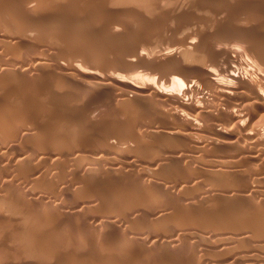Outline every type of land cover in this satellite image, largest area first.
<instances>
[{
    "label": "rangeland",
    "instance_id": "374dc122",
    "mask_svg": "<svg viewBox=\"0 0 264 264\" xmlns=\"http://www.w3.org/2000/svg\"><path fill=\"white\" fill-rule=\"evenodd\" d=\"M3 1H6V2H8V3H4ZM11 1V2H10ZM10 1H8V0H0V23L1 24H3L2 26H0V29L2 30V33H1V30H0V36L1 35H5V36H8L7 38H3V36H1L0 37V43H3V42H5V41H3V39H7L6 40V42H8V43H6V44H3L1 47H0V58H3V59H0V60H2V61H4V57H9V52H11L13 49V47L14 46H16L17 44L16 43H14V41H16L19 37L21 38V40H22V37H23V40L25 39V40H28V39H30V40H32L31 41V43L33 44V51L35 52H32L34 55V58H36L35 60H37V59H39V60H42L44 63H46V64H44L45 66H47V67H44V66H42V67H44V69H42V68H37L36 66V70L34 69V71L37 73L38 72V74L35 76V75H32V74H36L34 71L33 72H26V73H28V75H26V73H25V68H24V70H22L23 69V67L22 66H17L16 65V67H14V68H20V70H22V71H24V72H22V71H19V69H18V72H21V76H19V75H17V76H12V77H10V78H12V80L10 81V78H6V79H4L3 81H5V80H7V81H9L8 83L5 81V82H2V84L3 85H5V86H3V85H1V82H0V85H1V87H0V92L2 93V92H4V93H2V94H0V108H1V111H0V121L2 122H7L8 120H10V118H12L13 116H16V117H13L12 119H15V121H13V123H19V121H20V123H21V128L23 129V127H24V129L25 130H29V132H31L30 130H32V133H33V131H35V132H37V133H39L38 134V137L37 136H35V135H37V134H34L33 135V138H31V139H33L34 140V138L35 137H37V138H35V140L34 141H32V143H33V145H31L32 143H30L29 142V144H30V149H32V150H30L29 149V151L31 152V154L33 155L34 154V157H32V161L30 160L29 162H24V163H21L20 164V170H22V173H19V172H21L20 170H19V166L18 167H16V166H13V165H15V162L16 161H14V160H17L16 158H18L19 159V157H21L23 154H24V152H26V149H25V151H23V149H22V147H20L21 146V143L22 142H20L18 139H8L7 141H5L6 139H1L0 140V155H5V154H1L2 152L3 153H5L6 151H8V148H6V147H8V146H10L9 147V150L11 151V150H13V148H11V147H14V150L13 151H17V150H15V149H18V150H20V148L22 149V151H23V153H21L22 151L20 150V155H19V151L18 152H14L13 154L15 155V154H17V155H15V157H12L11 155L12 154H10L11 152H9V153H6V157H7V155L9 156L8 158H11V159H5L6 157H1L0 156V177L1 176H3L4 178H6V179H8L9 181H7V180H5V179H3V177H1L0 178V186H1V188L3 187V189H4V186L6 185L7 186V184H8V182H10L9 183V185H10V187H9V185H8V187H6V189L7 188H9V189H7L8 191L7 192H5L6 191V189H4V192H5V195H3L4 193H2L3 191H0V194H1V198H3L4 196L5 197H7V198H9V200H4V203H1L0 204V218H2L1 220H0V229H2V230H0V235L2 236H0V256H3V258L2 257H0V264H64V263H66V264H69L70 262V264H113V263H116V259L117 258H119V256H120V254L122 255V256H124L123 258L120 256V259H117L118 261L117 262H119V263H116V264H120V263H124V264H126L125 262H127V264H128V261L127 260H130V261H133L132 263H134V264H144L145 262V264H151V263H154V264H158L159 263V261H157V260H159V258H161V261L162 262H160V263H162V264H170V263H172V264H181L182 262V264H187V261H188V264H206L207 262L209 263V264H217L218 262H219V264H236V263H240V264H264V232H262V231H260L259 229H261V230H263L264 231V217H262V215H264V214H262L261 215V211H263L262 213H264V199H262V198H264L263 196H262V194H264V192H262V193H260L261 191H263L262 189H264V186H263V184H261L262 186H259L260 184H256V180L257 179H259L257 176H259L260 177V175H261V177L260 178H262V181H263V177H264V173L261 171H259L258 172V170L259 169H262V166L264 165V164H262L261 165V167H260V164L261 163H263L262 162V160H260L261 159V157H258V158H260V159H256L255 161H257V160H259V161H261V162H259L260 164H258L257 162L255 163V165H253V164H250V168L249 169H251V167H252V165H253V167L252 168H256L257 169V171L256 172H254L255 171V169H251L250 171H253L255 174H257V175H255L253 172H250L252 175V177L251 178H253V176H254V184H253V179L250 181V183L251 184H253L252 186H250L249 185V188L247 187V190H245L244 191V189H246V187L244 188V186H238V188L236 189L235 187H237V185H234V182L236 181V179H234L235 178V176H234V174L232 173H229V175H228V173H222V175H221V183L219 184V183H217V184H219L218 186H224L225 184H230V185H232V183H233V186H235V187H233V188H235V192H233V194L231 193V192H224V189H222V187L220 186L217 190L215 189V187H213L211 184H208L209 182L211 183L212 181H210L209 179H207L206 180V178H207V176H208V172L207 171H205V172H207V173H205L204 175H206V177L203 175V173H201V172H198L196 169L198 168V170L200 169L198 166H199V164L197 163V160L200 162V157L201 156H203V153L205 152V150H206V152H208V153H204V156L205 155H207L208 154V156L209 155H211V154H209V150H210V153H212V152H214V151H218L219 150V152L217 153V154H215V152H214V154H213V156L215 155V156H217L218 154V157L221 155V153L223 152V151H220L221 150V148H216V150H213L211 147H212V145L209 143V144H207L206 142L205 143H203V144H207V145H205V146H209L207 149H209L208 151H207V149H201L202 151H200L199 149H200V147L198 148V152H199V154H197L198 152H197V148L195 149L194 147H197L196 145H203V144H201L202 142L201 141H203L202 139H203V134H201V135H199L200 137H202V138H199V136H197V138H195V137H193V138H191L190 139V137H192L191 135L192 134H189L190 135V137L189 136H186V134L185 135H182L183 137L182 138H184L185 136V140H187L188 139V137H189V139L187 140V142L185 141V140H183L182 138H180V137H173V138H170L171 136H169V135H166L167 134V130H170V129H168V128H172L173 126H170V125H173L172 123L174 122V127H175V116H173L172 115V112H169L168 113V110L170 111H173V113H174V111L176 112L177 110H178V108H176L177 107V105H176V107H174L175 106V103H174V105L171 103V101H169V103H171V104H169L168 103V101L167 102H165V104L163 103L164 102V100L165 99H162L161 97L160 98H158V97H156V95H154V94H152L153 93V87L152 86H154V87H156L157 89H159V90H161V91H169V92H173L172 90H176V88H183L184 86L186 87V84H188V87L189 86H194L195 88H197L196 87V85H198L199 87H200V92H206L204 95H208V94H210V90L208 89V88H204L205 86L201 83V81H200V83H199V80H201V75L202 74H200L199 72H200V69H199V67H197L199 64H201L202 62H205L206 60H207V55L205 56V53L207 52V54H208V49H207V47L210 49V50H212V47L213 46H209V44L210 45H214V47L216 48V47H219V44H220V46H221V49H223L224 48V45H229V46H231L230 44H232L231 42H233L234 41V39H232V37L231 36H233V38L235 37L234 35H232L231 33H229V32H231L232 30L231 29H233L234 28V30L232 31V33H234V32H238L237 34H235V35H238L237 37H235V38H238L239 39V37L241 38V37H246V38H248L249 36V38L248 39H250V40H248V41H250V43L252 44H247L246 46L249 48V45H251V46H253L254 48H255V45L254 44H256V46H258V48L260 47L261 48V43H262V46H264V42H262V41H264V13H263V11H264V5H260V4H263V2H264V0H237V3H236V0H179L178 1V3L177 2H173V1H176V0H154V4H153V0H144V2H143V0H128V1H131L130 3L129 2H126L127 0H120V1H123V2H125V3H123V2H117V1H119V0H101V1H103L102 2V4H101V2L100 3H98L100 0H74V1H71L70 2V0H65V1H62V0H58V1H56V0H52V1H54V2H52V1H50V0H33V2L31 1V3L29 2L30 0H26V1H23V0H21L22 1V3L23 4H25V5H22V3H21V1L19 0V2H18V0H10ZM13 1H15V2H13ZM27 1H28V3H27ZM35 1H36V3H35ZM40 3H39V2ZM42 1V2H41ZM135 1V2H134ZM140 1V2H139ZM147 1H149V3L147 2ZM181 1H183V2H181ZM185 1H188L187 3L185 2ZM197 1H199V2H197ZM203 1H204V4H202L203 3ZM217 3H216V2ZM224 1H225V3H224ZM229 1H232V2H229ZM238 1H241V2H243V4H241V6L239 5L240 3L238 2ZM246 3H245V2ZM69 2V3H68ZM78 2V3H77ZM80 2V3H79ZM84 2V3H83ZM92 2L94 3V5H92ZM95 2H97L99 5L101 4V5H103L104 7H100L97 3H95ZM147 4H146V3ZM185 2V5H183V4H181V3H184ZM190 2V3H189ZM192 2H194V5H193V3ZM249 2V3H248ZM257 4H256V3ZM11 4V3H13V4H11V5H9L8 6V4ZM15 3H16V5H17V7H16V5H15ZM37 3L38 4H40V5H37ZM41 3H42V5H41ZM72 3V4H71ZM140 3H142V4H140ZM144 3V4H143ZM153 5H152V4ZM223 3V4H222ZM231 3V4H230ZM260 3V4H259ZM4 4V5H3ZM18 4H20V6L18 5ZM50 4L51 5H55L56 7H53L52 8V6H50ZM71 4V5H70ZM73 4H74V7L75 8H73ZM77 4V5H76ZM85 4V5H84ZM89 4V5H88ZM107 4V5H106ZM138 4V5H137ZM149 4V5H148ZM181 4V5H180ZM188 4V5H187ZM189 4L191 5H193V7L192 6H189ZM202 4V5H201ZM210 4V5H209ZM224 4H225V6H224ZM234 4L236 5V4H238V6L240 7L239 9L237 8L238 6H234ZM244 4H245V6H244ZM248 4H250L248 7H246ZM5 5H6V7H9L12 11L10 12V10H9V8L7 9V8H5ZM15 5V6H14ZM35 5V6H34ZM37 5V6H36ZM47 5V6H46ZM92 5V6H91ZM179 5V6H178ZM183 5V6H182ZM196 5H198V6H196ZM201 5V6H200ZM214 5V6H213ZM228 5V6H227ZM257 6V7H254V6ZM25 8H24V7ZM27 6H28V9H27ZM34 6V7H33ZM49 6V7H48ZM78 6V7H77ZM89 6V7H88ZM94 6V7H93ZM205 7V8H203V7ZM209 6V7H208ZM217 8H216V7ZM221 6V7H220ZM222 6H224V7H222ZM3 7V8H2ZM18 7H20V8H23L24 10H22V12H26V13H22L21 12V10H20V8H18ZM30 7H32L33 8V13L31 12V9L32 8H30ZM51 7V8H50ZM81 7V8H80ZM91 7V8H90ZM93 7V8H92ZM98 7V8H97ZM100 7V8H99ZM179 7V9H177V8ZM182 7V8H181ZM195 7V8H194ZM202 7V8H201ZM246 7V8H245ZM251 7V8H250ZM255 9H254V8ZM17 8L19 9V10H17ZM46 8V9H45ZM58 8V9H57ZM73 8V9H72ZM78 8V9H77ZM88 10V14H87V10ZM104 8V9H103ZM199 8H201V9H199ZM210 10H209V9ZM216 8V9H215ZM228 8V9H227ZM233 8H234V10L235 9H238V10H233ZM260 8H262V9H260ZM42 9H43V12H42ZM52 9H55V11L54 10H52ZM63 11H62V10ZM85 9V10H84ZM96 9H98V10H96ZM101 9V10H100ZM212 9H215V10H212ZM224 10V11H221V10ZM251 9V10H250ZM5 10V11H4ZM16 10V11H15ZM28 10H30V11H28ZM40 10V11H39ZM45 10V11H44ZM53 11V13L52 12H48V11ZM62 11V12H57V11ZM73 10V11H72ZM75 10V11H74ZM81 11V13L79 12V11ZM94 10H96V11H94ZM101 12H100V11ZM103 10V11H102ZM105 10V11H104ZM184 10V11H183ZM207 10V11H206ZM227 10V11H226ZM231 10V11H230ZM245 10V11H244ZM254 10V11H253ZM261 10V11H260ZM19 11V12H18ZM38 11L40 12V14L38 13ZM64 11H66V12H64ZM70 11H72V12H70ZM91 11H94V12H92L91 13ZM99 11V12H98ZM106 11L109 13V15H108V13H106ZM182 13H181V12ZM206 13H205V12ZM210 11H212V12H209ZM234 11V12H233ZM1 12H3L2 14L3 15H1ZM6 12V13H5ZM13 12V13H12ZM29 14H28V13ZM46 12H47V14H46ZM74 12H75V14H74ZM217 12H219V13H217ZM243 12H246V13H243ZM261 12H262V14H261ZM20 14L19 16H18V14ZM22 13V14H21ZM56 13H58V14H56ZM62 13V14H61ZM70 13V15H67V14H69ZM98 13V14H97ZM102 14V13H104L103 15H101V16H103V18H101V16H99L100 14ZM208 13V14H207ZM214 13V14H213ZM228 13V14H227ZM239 13H242V15L245 17V18H247V19H243L244 17H240L241 16V14H239ZM250 13H253L254 15H252V14H250ZM258 13H260V16H259V14ZM10 14V15H9ZM14 14V15H13ZM39 14V16H37ZM41 14H42V16H41ZM48 14H50V15H48ZM84 14V15H83ZM90 14V16L88 17V15ZM106 14V15H105ZM112 14V16H110ZM182 14V15H181ZM215 14H217V15H219V16H214ZM224 14H226V15H224ZM248 14H249V17L251 18L252 17V19H250L249 17H248ZM5 15V18L3 17ZM7 15V16H6ZM9 15V16H8ZM32 15V16H31ZM34 15V16H33ZM45 15V16H44ZM60 15H62V16H60ZM64 15V16H63ZM67 15V16H66ZM81 15H83V17L81 16ZM87 15V16H86ZM93 15V16H92ZM96 15V16H95ZM98 15V16H97ZM107 15H108V17L110 18H108L107 17ZM181 15V16H180ZM209 15L211 16V17H209ZM223 15V16H222ZM228 15V16H227ZM237 15V16H236ZM247 15V16H246ZM21 16H24L25 18H27L26 19V22H27V25L26 26H23V25H25L26 23H25V18H23V17H21ZM31 16V17H30ZM36 16V17H35ZM41 16V17H40ZM49 16V17H48ZM53 16H56V17H53ZM59 16V17H58ZM66 16V17H65ZM69 16V17H68ZM71 16H72V19H70L71 18ZM75 16V17H74ZM81 16V17H80ZM214 16V17H213ZM220 16H221V18L223 19L224 18V20H222L221 18H220ZM230 16H232L231 18L232 19H229V17ZM263 16V17H262ZM17 17V18H16ZM28 17H29V19H30V21H29V19H28ZM40 17V18H39ZM47 19H46V18ZM63 17V19H65V20H63V19H61ZM86 17H88V18H86ZM91 17H93V18H91ZM97 17V19H95ZM105 17H107V18H105ZM192 17V18H191ZM194 17V18H193ZM203 17H205V18H203ZM216 17V18H215ZM226 17V18H225ZM234 17H237V18H234ZM256 17V18H255ZM12 18V19H11ZM22 18V19H21ZM41 18H42V20H41ZM52 18V19H51ZM59 18L61 19V20H63V22L61 21V20H59ZM68 18H69V20H68ZM78 18V19H77ZM113 18V19H112ZM119 19V20H117V19ZM121 18V19H120ZM138 18V19H137ZM140 18V19H139ZM234 18V19H233ZM260 18V19H259ZM1 19H3V21H5L6 20V22L8 23H2V20ZM19 21H18V20ZM32 19V20H31ZM46 19V20H45ZM56 19V20H55ZM80 19H84L85 20V22L83 21V20H80ZM89 19V21H87ZM90 19L93 21H91L90 22ZM93 19H95L96 21H98V22H95ZM102 19V20H101ZM189 19V20H188ZM200 19V20H199ZM204 19H206V20H204ZM209 19H211V20H209ZM228 19L230 20V21H228ZM259 19V20H258ZM9 20V21H8ZM23 20H24V22H23ZM34 20V21H33ZM51 20V22H49ZM57 20L59 21V22H57ZM78 20V21H77ZM79 20H80V24H78L79 23ZM110 20H111V22H110ZM113 20L115 21V22H113ZM138 20V21H137ZM140 20V21H139ZM179 20V21H178ZM197 23H195L194 21ZM199 20V21H198ZM217 20V21H216ZM222 20V21H221ZM245 20V21H244ZM246 20L248 21V22H246ZM254 20V21H253ZM35 21H38V22H35ZM54 21H55V23H54ZM65 21H67V22H65ZM77 21V22H76ZM84 23H83V22ZM100 21V22H99ZM104 22V23H102V22ZM107 21H109L108 23H107ZM116 21H119V22H117V24H116ZM121 21H122V24H121ZM186 21V22H185ZM190 21H191V23H190ZM201 21H202V23H201ZM219 21V22H218ZM223 21H225V22H223ZM228 21V22H227ZM235 21V22H234ZM245 23H243V22ZM257 22V24H256V22ZM261 21V23H258V22H260ZM29 22H31V24L29 23ZM44 22H45V24L47 25H45L44 24ZM72 22H73V24H75V25H73L72 24ZM210 22V23H209ZM211 22H212V24H211ZM217 22V23H216ZM241 22V23H240ZM10 23V24H9ZM15 23H16V25H15ZM22 23V24H21ZM32 23H35V24H33V25H35V26H33L32 25ZM59 23V24H58ZM61 23V24H60ZM62 23H64L65 24V26H64V24H62ZM66 23H67V25H66ZM69 23V24H68ZM98 23V24H97ZM100 23V24H99ZM102 23V24H101ZM113 23V24H112ZM190 23V24H189ZM194 23V24H193ZM200 24V26H199V24ZM208 23V24H207ZM220 23V24H219ZM236 23V24H235ZM0 24V25H1ZM19 24V25H18ZM30 24V25H29ZM36 24H38V25H40V24H42L43 25V27L40 25V26H38V25H36ZM51 24H53V26H60V27H58L57 26V29L55 28V27H53ZM77 24H78V26H77ZM81 24H83V25H81ZM86 24H87V26H86ZM110 24V25H109ZM201 24H204L203 26L201 25ZM209 24H211V25H209ZM213 24H214V26H215V28H214V26H213ZM240 24H242V25H240ZM244 24V25H243ZM9 25V26H8ZM15 27H14V26ZM49 25H51V26H49ZM81 25V26H80ZM89 25L91 26L90 28H89V32H88V27H89ZM92 25H95V27H92ZM109 25V26H108ZM113 25V26H112ZM115 25V26H114ZM119 25H121V26H119ZM194 25V26H193ZM207 27H206V26ZM209 25V26H208ZM237 25H239L238 26V28H237ZM253 25V26H252ZM256 25H258V26H256ZM7 28H6V27ZM16 26L18 27V28H16ZM44 26L45 27H47V28H45L44 29ZM83 26V27H82ZM110 26H112V28H110ZM195 26H196V28H195ZM199 28H198V27ZM212 26V28H210ZM218 26V27H217ZM222 26H226V27H222ZM248 26H250L249 28H248ZM254 26H256L257 28L255 29V27ZM262 26V27H261ZM3 27V28H2ZM12 27V28H11ZM25 27H27V28H25ZM33 27V29H31ZM37 29H36V28ZM49 27H51V28H54L55 30H53V29H51L52 30V32H51V30L49 29ZM86 27V28H85ZM108 27H109V29H108ZM113 27H115L114 28V30H113ZM117 27V28H116ZM194 27V29H195V33L196 34H194V29H192ZM206 27V28H205ZM254 27V28H253ZM5 28V29H4ZM11 28V29H10ZM23 28H25V29H23ZM72 28H73V31H72ZM93 28L95 29L94 31H93ZM197 28H198V30H197ZM214 28V29H213ZM227 28H229V29H227ZM251 28V29H250ZM25 30L24 32H20V30ZM31 29V30H30ZM38 31V32H36V30ZM74 29H76V30H74ZM85 29V30H84ZM110 29H112V31L110 30ZM200 29V30H199ZM202 29V30H201ZM206 29H208V30H210V31H213L214 32V34L212 33H209L210 31H208V34H207V30ZM220 29V30H219ZM227 29V30H226ZM235 29H236V31H235ZM243 30L245 33V35H247V34H249L248 36H239V35H243V32L241 33L239 30ZM253 29V30H252ZM9 30H10V32H9ZM11 30L12 31H17V33H15V34H13L14 32H12L11 33ZM45 30V31H44ZM59 32H58V31ZM71 30V31H70ZM87 30V31H86ZM92 30V31H91ZM105 30V31H104ZM109 30V31H108ZM206 32H204V31ZM214 30H218V31H216L217 33H219V34H217ZM226 30V31H225ZM229 30V31H228ZM231 30V31H230ZM252 30V31H251ZM255 30V31H254ZM257 30V31H256ZM7 31V32H6ZM18 31H19V33L20 34H18ZM30 31V32H29ZM35 31V32H34ZM44 33L43 35H41L42 34V32ZM47 31V32H46ZM69 31H70V33H69ZM74 31H76V32H74ZM79 31V34L77 33ZM118 31V32H117ZM197 31H199V32H197ZM219 31H221V32H223V33H225L226 34V32L228 33V34H222L221 32H219ZM249 31V32H248ZM26 32H27V34L28 33H30V34H28L29 36H27V34H26ZM34 32V33H33ZM41 32V33H40ZM46 32V33H45ZM63 32H67V33H69V34H67V33H63ZM81 32H82V34H81ZM111 32V33H110ZM204 34H203V33ZM239 32L241 33V34H239ZM257 34H256V33ZM11 33V34H10ZM32 33V34H31ZM40 33V34H39ZM51 33H53V34H51ZM57 33H59L58 35H59V38L58 37H55L56 35L55 34H57ZM73 33V34H72ZM75 33V34H74ZM77 33V34H76ZM86 33V34H85ZM134 33V34H133ZM135 33H136V35H135ZM191 34V35H189V36H187V38H186V35H188V34ZM200 33V34H199ZM201 33H202V35H201ZM24 34V35H23ZM50 34H51V36H50ZM62 34H65L64 36L62 35ZM231 34V35H230ZM253 34V35H252ZM259 34H262V35H260V37L258 36ZM9 35H11V36H9ZM14 35V36H13ZM17 35L19 36V37H17ZM22 35V36H21ZM32 35V37H30ZM35 35V36H34ZM37 35V36H36ZM40 35V36H39ZM46 35V36H45ZM57 35V36H58ZM63 37H62V36ZM67 35V36H66ZM73 35V36H72ZM135 36L134 38L132 37V36ZM198 35H200V36H198ZM204 35V36H203ZM208 35V36H207ZM213 35H215V37H212ZM217 35H221V38L220 37H217V41L214 39V38H216V36ZM224 35V36H223ZM16 36V37H15ZM48 36V37H47ZM79 36V37H78ZM191 36L193 37V38H191ZM195 36V37H194ZM202 36V37H201ZM13 37H15L14 39H13ZM28 37V38H27ZM33 37H36L35 39L33 38ZM51 37V38H50ZM57 38V39H54V38ZM68 38V39H65V38ZM74 37H75V39H74ZM78 38V41H77V38ZM85 37H87V38H85ZM141 37V38H140ZM226 37H229L228 39H227V41H226ZM32 38V39H31ZM60 38H62V39H60ZM64 38V39H63ZM83 38V39H82ZM185 38V39H184ZM210 38H212L211 40H210ZM223 38V39H222ZM232 40H231V39ZM252 38V39H251ZM258 38V39H257ZM16 39V40H15ZM85 39V40H84ZM104 39V40H103ZM187 39V40H186ZM191 39V40H190ZM196 39H197V42H196ZM198 39H202L201 41L200 40H198ZM205 39H206V41H205ZM245 39V38H244ZM14 40V41H13ZM71 41V42H67V41ZM80 40V41H79ZM190 40V41H189ZM210 40V41H209ZM219 40H221V41H219ZM225 40V41H224ZM3 41V42H2ZM10 41V42H9ZM66 41V42H65ZM191 42V41H193V44H195V45H193V44H188V43H184V42ZM207 41H208V43H207ZM213 41H214V43H213ZM229 41V42H228ZM247 41V40H246ZM252 41H257V42H252ZM13 44H12V43ZM34 42H36V44L37 45H35V43ZM63 42H65L66 44H63L62 45V43ZM80 44V47L78 46L79 44ZM216 42L218 43V44H216ZM222 42V43H221ZM69 43V44H68ZM75 43V45L77 46V47H75V45H73ZM86 43V44H85ZM88 43V44H87ZM199 45V46H196L197 44ZM206 43V44H205ZM227 43V44H226ZM229 43V44H228ZM260 45H259V44ZM82 44H84V45H82ZM91 44H92V49H91V47H89V46H91ZM94 44V45H93ZM137 44V45H136ZM186 44V45H185ZM242 44H244V43H242ZM258 44V45H257ZM1 45V44H0ZM7 45V46H6ZM11 45H13L12 46V48H10L11 47ZM67 45V46H66ZM70 45V46H69ZM100 45V47H98V46ZM113 45L115 46V50L113 51ZM193 45V46H192ZM206 45H208V46H206ZM218 45V46H217ZM223 45V46H222ZM5 46V47H4ZM34 46H35V48H34ZM61 46V47H60ZM69 46V47H68ZM95 46V47H94ZM102 46V47H101ZM105 46V47H104ZM118 46H120V47H118ZM186 46V47H185ZM203 46V47H202ZM228 46V47H229ZM234 46H238V47H244L245 45H243V46H241V43H240V45L238 44V45H234ZM7 47H9L8 49L9 50H5ZM39 49H38V48ZM63 47H65V48H63ZM82 47H84V48H82ZM87 47H89V48H87ZM112 47V48H111ZM187 47H190V49L189 48H187ZM200 47V48H199ZM246 47V48H247ZM4 49V50H2V49ZM37 48V49H36ZM67 48H68V50H67ZM74 48V49H73ZM82 48V49H81ZM103 48V49H102ZM110 48L112 49V50H110ZM118 48H122L121 50H123V49H126V50H128V51H130V53L127 51V53H124V52H126V50H123L122 52H121V50H119ZM137 48V49H136ZM187 48V49H186ZM191 48H192V51H191ZM203 48H205L204 50H203ZM220 48V47H219ZM239 48V49H240ZM41 49V50H40ZM63 49V50H62ZM66 49V50H65ZM71 49H73V50H71ZM88 49H91V50H88ZM106 49V50H105ZM134 49H135V51H134ZM143 52H140V50ZM186 49V50H185ZM189 49V50H188ZM199 49H202L203 50V53L204 54H202V56L200 55V56H197V57H199V58H201V59H195V57H194V60H192L193 58V55H194V53H193V51H195L196 53H198L197 51H199L200 52V50ZM214 49V48H213ZM243 49H245V47L243 48ZM261 49H264V47H262ZM64 50L67 52L68 51V53H66V54H68V55H66V54H64L65 52H64ZM74 50H76V51H74ZM84 50H86V51H84ZM92 50H93V52H92ZM95 50V51H94ZM117 50H119V51H117ZM168 50V51H167ZM187 51V52H185V51ZM242 50V48L240 49V51ZM7 51V52H6ZM9 51V52H8ZM48 51V52H47ZM61 51H62V53H61ZM71 51V52H70ZM77 52V53H74V52ZM80 51L83 53H80ZM105 52V53H102V52ZM108 51H110V53L108 52ZM111 51H112V53H111ZM117 51V52H116ZM213 51V50H212ZM243 51V50H242ZM44 52H46V53H48V54H44ZM70 52V53H69ZM85 52V53H84ZM87 52V53H86ZM88 52H90V53H88ZM119 52V53H118ZM121 52V53H120ZM137 52V53H136ZM168 52V53H167ZM170 52H171V54H170ZM180 52V53H179ZM263 52H264V50H263ZM1 53H2V56H1ZM6 53H9V54H6ZM43 53V54H42ZM71 53H73V54H71ZM92 53V54H91ZM97 54V56H96V54ZM100 53H102V54H100ZM123 53V54H122ZM141 53H142V56H141ZM164 53L165 54H167L168 56H166V55H164ZM176 53V54H175ZM183 53V54H182ZM190 53H192L191 55H190ZM201 53H202V51H201ZM39 55V56H37V55ZM40 54H41V56H40ZM76 54V55H75ZM94 54H95V56H94ZM105 54H107V55H105ZM108 54H111V55H108ZM115 54V55H114ZM125 54H127V55H125ZM128 54H130V55H128ZM180 54V55H179ZM187 56V57H183V56H185V55ZM198 54H200V53H198ZM3 55H4V57H3ZM12 54H10V56H11ZM43 55H45V56H47V57H44ZM61 55H63V56H61ZM64 55H66V56H64ZM74 55H75V57H74ZM89 57H88V56ZM93 57H92V56ZM118 55H121L120 57L118 56ZM58 56V57H57ZM68 56H71V57H68ZM84 56V57H83ZM102 56V57H101ZM110 56V57H109ZM114 56H116V57H118V58H114ZM127 56V57H126ZM165 56V57H164ZM181 56V57H180ZM190 56V57H189ZM49 57H51V59L49 58ZM90 57H92V59H96V60H92V59H90ZM146 57H148V58H146ZM177 57H179V60H178V58ZM10 58V57H9ZM8 58V59H9ZM53 58L54 59H58V60H53ZM63 58L67 61H65V60H63ZM78 58V59H77ZM88 58V59H87ZM108 58H109V62H108ZM111 58H113V59H116V60H113V59H111ZM126 58V59H125ZM145 58V59H144ZM183 58H185L184 60H182ZM188 58V59H187ZM190 58H191V60H190ZM202 58H206V59H202ZM8 59H5V61L6 60H8ZM12 59V56H11V58H10V60ZM47 59L49 60V61H47ZM73 59V60H72ZM75 59H77V60H75ZM84 60L83 62L81 61V60ZM99 59H101V60H99ZM110 59H111V61H110ZM133 59V60H132ZM144 59V60H143ZM180 59H181V61H180ZM9 60V61H10ZM46 60V61H45ZM69 60V61H68ZM71 60H72V62H71ZM78 61V62H76L75 64H73V62H75V61ZM88 60V61H87ZM91 60V61H90ZM97 60H99V61H97ZM147 60V61H146ZM187 60V61H186ZM201 62H200V61ZM203 60V61H202ZM57 61L59 62V63H62V64H59V63H57ZM96 61V62H95ZM183 61H186V62H188L187 64H186V62H183ZM191 61H195L194 63L193 62H191ZM64 62V63H63ZM66 62V63H65ZM85 62H87V63H85ZM92 62V63H91ZM99 62H101V63H99ZM129 62L131 63V64H129ZM180 62L182 63L181 65H180ZM197 62V63H196ZM56 63V64H55ZM71 63V64H70ZM79 63V64H78ZM88 63L90 64L89 66H88ZM95 63V64H94ZM97 63V64H96ZM132 63H134V64H132ZM48 64H51V65H48ZM55 64V65H54ZM86 64V65H85ZM193 64V65H192ZM58 65V66H57ZM75 65V67L77 68V69H74L75 67H73ZM80 65H82V66H80ZM96 65V66H95ZM98 65V66H97ZM191 65V66H190ZM196 65V66H195ZM70 68H69V67ZM77 66H80L81 68H78ZM84 66H87V67H84ZM183 66V67H182ZM58 67V68H57ZM93 67H95V68H93ZM193 67H195V69L193 68ZM198 69H197V68ZM51 69L50 71H49V69ZM57 68V69H56ZM91 68V69H90ZM17 69H15V70H17ZM43 70V71H38V70ZM47 69V70H46ZM72 69H74V71H72ZM80 69V70H79ZM81 69H82V71H81ZM86 69H89L88 71L86 70ZM12 70V69H11ZM14 70V69H13ZM54 70V71H53ZM56 70H57V72H56ZM65 71V72H63V71ZM83 70H85V71H83ZM93 70H95V71H93ZM195 70V71H194ZM197 70L199 71V72H197ZM69 71H71V72H69ZM81 71V72H80ZM89 71H91V74H89L90 72ZM42 72H45V73H42ZM50 72V73H49ZM53 72V73H52ZM54 72H56V73H54ZM75 74H73V73ZM92 72H94V73H92ZM96 72V73H95ZM31 73V74H30ZM40 73V74H39ZM49 73V74H48ZM68 73L70 74V75H72V76H70V75H68ZM82 73H86V74H82ZM97 73H99L98 75H97ZM196 73H199V74H196ZM24 74V75H23ZM44 74V75H43ZM54 75L55 76V79L53 78V76L52 75ZM58 74H60V75H58ZM64 74L65 75H68V76H64ZM80 75V76H78V75ZM88 74V75H87ZM93 74V75H92ZM94 74L96 75V77L97 76H99L98 78H96L95 76H94ZM109 74V75H108ZM139 74H140V76H139ZM147 74V75H146ZM196 74V75H195ZM40 76V78H39V76ZM51 76V77H49V76ZM57 75V76H56ZM112 75V76H111ZM199 75H200V77H199ZM23 76H25V77H23ZM27 76V77H26ZM32 76V77H31ZM43 78H42V77ZM85 76V77H84ZM111 76V77H110ZM146 76H149L148 77V79H147V77ZM198 78H197V77ZM14 77H16L17 79H14ZM19 77V78H18ZM21 77H23V78H21ZM34 77V78H33ZM45 77H46V81L44 80L45 79ZM62 77V78H61ZM67 77V78H66ZM71 79H70V78ZM101 77H104V79L103 78H101ZM115 77V78H114ZM132 77H133V79H132ZM140 77V78H139ZM144 77H146L145 79H144ZM38 78L40 79V80H38ZM57 78H59V79H57ZM63 78H65L66 80H64ZM74 78V79H73ZM83 78V79H82ZM87 78V79H86ZM90 78V79H89ZM91 78H93L92 80H91ZM96 78V79H95ZM111 78H113V79H111ZM135 78V79H134ZM138 78L139 79H141V80H138ZM153 78V79H152ZM175 78L177 79V81L181 78V81H182V78H183V81H184V85L182 86V85H179V84H176V85H178V87L176 86L174 89L172 88L171 89V85H175V83H177L176 82V80H175ZM200 78V79H199ZM20 79V80H19ZM35 79V80H34ZM69 79V80H68ZM84 79H86L85 80V82H84ZM120 79H122L121 81H120ZM158 80V82H157V80ZM172 79H173V81H172ZM188 79H192V80H188ZM14 80H16L15 81V83L17 84H15V83H11V82H13ZM23 80V81H22ZM29 82H27V81ZM31 80H33V81H31ZM38 80V81H37ZM42 80V81H41ZM55 80L57 81V80H61V81H57V82H55ZM63 80V81H62ZM68 80V81H67ZM76 80V81H75ZM89 80V81H88ZM95 80H96V82H95ZM99 80V81H98ZM102 82H101V81ZM129 80V81H128ZM143 80V81H142ZM148 81V82H146V81ZM152 80V81H151ZM175 80V81H174ZM186 80V81H185ZM188 80V81H187ZM20 81H22V82H20ZM24 81H26V82H24ZM31 81V82H30ZM48 82V85L50 86H48L47 85V83H45V82ZM50 81V82H49ZM53 81V82H52ZM73 81V82H72ZM82 81H83V83H82ZM86 81H87V83H86ZM106 82V86L104 85L105 84V82ZM107 81L109 82V84L110 85H108V83H107ZM117 81H119V82H117ZM131 81V82H130ZM35 82V83H34ZM41 82V83H40ZM44 82V83H43ZM59 82V83H58ZM70 82V83H69ZM101 82V83H100ZM127 82V83H126ZM137 82V83H136ZM142 82V83H141ZM156 84H155V83ZM168 82H170V83H168ZM187 82V83H186ZM189 82V83H188ZM193 82H195L196 83V85H195V83H193ZM4 83H6V84H4ZM20 83V84H19ZM32 83H34V84H32ZM39 83H40V86H38L39 85ZM43 83V84H42ZM51 83H53V85L51 84ZM58 83V84H57ZM64 84L65 83V85H62V84ZM69 83V84H68ZM74 83V84H73ZM86 83V84H85ZM89 83V84H88ZM98 83H100V84H102V86H100V84H98ZM113 83V84H112ZM116 83H118V84H116ZM120 83V84H119ZM123 83V84H122ZM125 83V84H124ZM129 83V84H128ZM143 83H145V84H143ZM148 83V84H147ZM151 83H153V84H151ZM161 83V84H160ZM191 83V84H190ZM7 84H9V85H7ZM34 85V86H32L31 87V85ZM38 84V85H37ZM48 87H46L45 85ZM55 84H57V86H60V87H62V86H65V87H62L61 89L59 88V87H57V86H55ZM71 84V85H70ZM75 84H78V85H75ZM82 86H81V85ZM83 84H84V86H83ZM94 85V86H92V85ZM96 84H98V85H96ZM150 84V85H149ZM169 84H170V86H169ZM201 84V85H200ZM13 85V87H11ZM17 86V87H15V86ZM26 85V86H25ZM74 85V86H73ZM85 85H87V86H85ZM112 85H113V87L114 86H116V87H114V90H113V92H112V89H113V87H112ZM126 85V86H125ZM147 85V86H146ZM152 85V86H151ZM162 85H164L163 87H162ZM23 86H24V88H23ZM72 86H73V88H72ZM78 86H80V87H78ZM90 86L92 87V88H90ZM122 86V87H121ZM133 86H135L136 88H137V86L139 87L138 89L141 91V92H139L138 90H136L135 89V87H133ZM140 86L141 87H143V89H141L140 88ZM149 86H151L150 88H149ZM158 86H161V87H158ZM168 86V87H167ZM181 86V87H180ZM6 87H8V88H6ZM19 87H21V88H19ZM47 89H46V88ZM67 87H69V90H66V89H68ZM78 87V88H77ZM84 87H85V89H84ZM100 87V88H99ZM133 87V88H132ZM184 87V88H185ZM203 87V88H202ZM2 88V89H1ZM14 88V90H12ZM16 88H18V89H16ZM26 88H27V90L28 91H26ZM45 88V89H44ZM53 88V89H52ZM56 88H58V89H56ZM66 88V89H65ZM72 88V89H71ZM79 88L81 89V88H83V89H81V90H84V91H80L79 90ZM87 88H89V89H87ZM94 88V89H93ZM102 88H104V89H102ZM110 88V89H109ZM117 88V89H116ZM123 88V89H122ZM164 88V89H163ZM166 88H169V89H166ZM183 88V90H179L178 91V89L176 90L177 92L176 93H179L180 94V96H181V98L182 97H184V98H182V99H185L186 97V95L187 96H189V97H187V98H189L188 100H190L191 101V98L192 99H195V97H196V99H198L197 97H200L201 95H202V93H197L196 91V93L194 92V91H189V92H184V90L186 89H184ZM202 88V89H201ZM8 89H11V90H8ZM24 89V90H23ZM30 89L32 90V91H30ZM35 89V90H34ZM38 89V90H37ZM42 89V90H41ZM52 89V90H51ZM55 89V90H54ZM63 89V90H62ZM73 89H75V90H73ZM107 89V90H106ZM121 89V90H120ZM19 90V91H18ZM40 90V91H39ZM44 90V91H43ZM46 90H48L49 91V94L51 93V94H53V95H49L48 94V92L46 91ZM59 90H61V91H59ZM73 90V91H72ZM111 90V91H110ZM116 90V91H115ZM117 90H120L121 92L119 93ZM135 90V92H137V94L135 93V92H133V91ZM152 90V91H151ZM202 90V91H201ZM204 90H206V91H204ZM7 93H6V92ZM18 93H17V92ZM23 91H24V93H23ZM25 91H26V93H25ZM56 91H58V92H56ZM69 93H67V92ZM91 91H93V92H91ZM95 91V92H94ZM125 91V92H124ZM127 91H129V92H127ZM209 91V92H208ZM34 92H36V93H34ZM40 92V94L38 95V96H36L38 93ZM42 92V93H41ZM47 92V93H46ZM55 94H54V93ZM64 92V93H63ZM70 92L72 93V94H70ZM78 92H82V93H84V94H87V98L88 99H86V101H84V103L82 102L81 103V105H80V107H78V108H76L75 107V105H76V100L77 99H79V96H78ZM117 92V93H116ZM133 94H132V93ZM142 92H145V93H143V97H144V99H142L143 97H141V95H140V99H142V100H140L139 98H138V93H140V94H142ZM150 92V93H149ZM181 92H184V93H182V95H181ZM191 92H192V94H191ZM59 93V94H58ZM67 95H66V94ZM149 95H148V94ZM189 93V94H188ZM195 93V94H194ZM208 93V94H207ZM7 94V95H6ZM20 94H23V95H20ZM28 96H27V95ZM44 94V95H43ZM45 94H46V96H45ZM57 94V95H56ZM75 94V95H74ZM134 94H136V95H134ZM145 94V95H144ZM148 95V97H150V98H152L153 100L151 101L150 99H148V97H147V95ZM151 94V95H150ZM184 94H186V95H184ZM2 95V96H1ZM6 95V96H5ZM9 95V96H8ZM14 95H16V96H14ZM30 95V96H29ZM32 95H34V96H32ZM57 97H56V96ZM62 95V96H61ZM70 95V96H69ZM72 95H74L73 96V98H69V97H72ZM195 95V96H194ZM11 96V98H9ZM17 96H19V97H17ZM21 96H22V98H23V101H22V98H21ZM23 96H27V97H23ZM32 96V97H31ZM52 96V97H51ZM64 96V97H63ZM76 96H78V98L76 97ZM146 96V97H145ZM191 96V97H190ZM2 97H4V98H2ZM6 97V98H5ZM13 97H15V98H13ZM48 97V98H47ZM66 97H68L67 99H66ZM75 97V98H74ZM8 98V99H7ZM17 98V99H16ZM21 98V99H20ZM37 98V99H36ZM43 99L44 101H46L47 103H48V105L46 104V102L42 105V106H38L39 104H42L43 103V101H40L41 99ZM45 98H47V100L45 99ZM53 99V101H52V99ZM59 98V99H58ZM137 98V99H136ZM187 98L184 100V101H188L187 100ZM3 99L5 100V102H7V104L4 102V104L2 103L3 102ZM10 99H13V100H15V101H19V105H18V102H14V101H11ZM25 99H28L27 101L25 100ZM35 99V100H34ZM49 99H51V100H49ZM73 99V100H72ZM128 101H127V100ZM130 99V100H129ZM145 99H147V100H145ZM158 99H161V100H158V105H160V106H157V102H155V101H157ZM2 100V101H1ZM8 100V101H7ZM29 100H31V101H29ZM37 100V101H36ZM60 100V101H59ZM63 100H65L66 101V103L63 101ZM122 100V101H121ZM10 101V102H9ZM36 101V102H35ZM50 101V102H49ZM68 101H69V103H68ZM70 101H72V102H70ZM128 103H127V102ZM145 101H147V102H145ZM11 102L14 104V106H13V104H11ZM29 102H31V105H30V103ZM32 102H34V103H32ZM38 102V103H37ZM41 102V103H40ZM121 102H125V103H121ZM24 103H25V105H24ZM50 103V104H49ZM73 103V105H69V104H72ZM87 103V104H86ZM121 103V104H120ZM145 103V104H144ZM152 105H151V104ZM156 103V104H155ZM161 103V104H160ZM168 103V104H167ZM1 104H3V105H1ZM17 104V105H16ZM26 104H28V105H26ZM34 104H35V107L32 109V106H34ZM55 104V105H54ZM68 104V105H67ZM144 104V105H143ZM147 104V105H146ZM155 104V105H154ZM8 105V106H7ZM12 105V106H11ZM46 105V106H45ZM51 105V106H50ZM84 107H83V106ZM85 105H87V107L85 106ZM119 105H122V106H119ZM127 106V107H125V108H123L124 106ZM165 105L167 106V107H171V108H167V107H165ZM16 106V107H15ZM19 106H20V108H21V110H20V108H19ZM36 106L38 107V109L36 108ZM56 106V107H55ZM67 106H69V107H67ZM71 106V107H70ZM144 106V107H143ZM156 106V107H155ZM17 107L19 108V109H17ZM25 107H27L26 109H25ZM41 107H43L42 109H41ZM49 107V108H48ZM53 107L55 108V109H53ZM76 108V109H73V108ZM118 107H119V109H118ZM122 107V109H120ZM132 107H134V108H132ZM136 107V108H135ZM154 107V108H153ZM158 107H161V108H158ZM174 107V108H173ZM9 108H12V109H9ZM46 110H45V109ZM66 108H70V111H67L68 109H66ZM79 108L80 109H82V110H79ZM115 108V110H113ZM126 108H128L127 110H126ZM142 108V109H141ZM157 108V109H156ZM162 108H164V109H162ZM176 109V110H173V109ZM25 109V110H24ZM49 109H53V112H50V110H49V112H48V110ZM123 109H125V111L123 110ZM131 109H133V110H131ZM147 109V110H146ZM159 109V110H158ZM168 109V110H167ZM10 110V112H8ZM13 110V111H12ZM20 110V111H19ZM37 110H43V111H37ZM75 110H76V112H75ZM118 110V111H117ZM135 110V111H134ZM153 110H155V111H153ZM161 110H163V111H161ZM167 110V111H166ZM3 111H4V113L7 115H1V114H3ZM8 112V113H6V112ZM18 111H19V114H18ZM28 111V112H27ZM32 111H35L36 113H38V114H36L35 112H32ZM44 111H45V114L46 115H44ZM55 111H57L59 114H57V112H55ZM66 111V112H65ZM71 111H72V113H71ZM74 111V112H73ZM127 111H129V112H127ZM151 111H153V112H151ZM161 111V112H160ZM165 111V112H164ZM179 111V110H178ZM26 112V113H25ZM30 112L32 113V114H30ZM39 112L41 113L40 115H39ZM69 113V116H67V115H65V113L66 114H68ZM114 112H117V113H119V114H115ZM131 112H133V115L132 114H130V115H127V114H129V113H131ZM137 112V113H136ZM148 112H149V114H148ZM162 112H164V113H162ZM16 113V114H15ZM29 113V114H28ZM50 113V114H49ZM56 113V114H55ZM122 113V115H120ZM124 113V114H123ZM127 113V114H126ZM17 114H18V116H17ZM22 114V115H21ZM28 116H27V115ZM43 114V115H42ZM49 114V115H48ZM54 114H55V116H54ZM65 116H64V115ZM114 114V115H113ZM159 114V115H158ZM37 115V116H36ZM60 115H61V118H60ZM135 115L137 116L138 115V122L135 124V126H133L134 125V123L137 121L136 119L137 118H135V120H133L134 118L133 117H135ZM174 117V120L173 121H171V119H173V117ZM174 115H175V113H174ZM3 116H5V117H3ZM9 116H10V118H9ZM40 116V117H39ZM43 118H42V117ZM67 116V117H66ZM128 116H132V117H129L128 118ZM163 116H165V117H163ZM170 116V117H169ZM22 117H23V119H22ZM34 119H33V118ZM54 117V118H53ZM66 117V118H65ZM163 117V118H162ZM24 118H26V119H28V120H26V119H24ZM30 118H32L33 120H31ZM60 120H59V119ZM67 118H70V119H67ZM133 118V119H132ZM168 119V120H170V121H167V120H165V119ZM6 119V120H5ZM8 119V120H7ZM17 119V120H16ZM35 119H40V120H38V122H36L37 120H35ZM55 119H57V120H55ZM66 119H67V121H66ZM23 120H26V121H23ZM62 120V121H61ZM11 121V120H10ZM17 121V122H16ZM22 121V122H21ZM110 121V122H109ZM111 121L113 122V123H111ZM131 121V122H130ZM0 122V123H1ZM164 122V123H163ZM168 123V125H167V123ZM19 123V124H20ZM31 123H32V126L33 127H31L30 125H31ZM35 123H37V124H35ZM43 123V124H42ZM62 123V124H61ZM99 123V124H98ZM127 123V125L128 126H124L125 124ZM170 123V124H169ZM24 124H27V125H24ZM30 124V125H29ZM65 124H67V125H65ZM104 124H106L105 126H110V125H108V124H111V126L113 127H105V126H103ZM131 124V125H130ZM139 125V127H138V125ZM144 124H146V125H144ZM157 124L158 125H160V126H157ZM35 125V126H34ZM40 126L41 125V128L42 129H39L40 127H38V126ZM63 125V126H62ZM64 125H65V128H64ZM69 125V126H68ZM76 125V126H75ZM77 125H79L80 126V128H79V126H77ZM85 126V129H84V127L83 126ZM93 125H96V126H98V127H96V126H94L93 127ZM101 127H100V126ZM147 125H149V126H147ZM156 125V126H155ZM45 126V127H44ZM82 126V127H81ZM131 126V127H130ZM164 126V127H163ZM28 127L30 128V129H28ZM35 127V128H34ZM47 127H48V129H47ZM62 127V128H61ZM67 127V128H66ZM70 127H72V129L70 128ZM89 127H91V128H89ZM115 127V128H114ZM118 127V128H117ZM124 127V128H123ZM134 127V128H133ZM60 130H59V129ZM84 130H83V129ZM87 128V129H86ZM99 128V129H98ZM117 128V131L119 130L120 132H117L115 129ZM122 128V129H121ZM126 128V129H125ZM152 128V129H151ZM153 128H155V129H153ZM163 128H166V129H164L163 130ZM23 129V130H24ZM46 130V132L44 131V130ZM64 129V130H63ZM74 129H76V130H74ZM109 129H111V130H109ZM122 131H121V130ZM127 129H128V131H127ZM130 129V130H129ZM135 131H133V130ZM148 131H147V130ZM159 129V130H158ZM42 130V131H41ZM68 130H73V131H68ZM83 130V131H82ZM115 130V131H114ZM125 130V131H124ZM151 130V131H150ZM166 130V133H164V131ZM41 133H40V132ZM44 131V132H43ZM61 131L63 132L64 131V133H61ZM109 131H113V132H109ZM123 131H124V133H123ZM128 133H127V132ZM130 131H131V133H130ZM147 131V132H146ZM68 132V133H67ZM79 132H81V133H79ZM86 132V133H85ZM83 133V134H82ZM107 133V134H106ZM115 133H118V135H116ZM123 133V134H122ZM148 133H151V134H149L148 135ZM153 133V134H152ZM72 134H77L76 136L75 135H73L72 136ZM126 134L128 135H130V137L129 136H126ZM141 134V135H140ZM144 134L146 135V136H144ZM164 134V135H163ZM69 135V136H68ZM82 135H84L81 139H80V137L82 136ZM112 135V136H111ZM115 135V136H114ZM125 135V136H124ZM131 135H132V137H135V136H137V137H135V138H131ZM135 135V136H134ZM152 135V136H151ZM154 135V136H153ZM156 135H158L157 136V138H156ZM123 136L125 137V138H123ZM144 136V137H143ZM117 137H119V138H117ZM127 137L128 138H130V139H127ZM142 137V138H141ZM168 137H169V139H172L171 141L170 140H168ZM79 139V140H77V139ZM177 138V139H176ZM178 138L180 139V140H178ZM119 139V140H118ZM121 139H123V140H121ZM127 139V140H126ZM133 139V140H132ZM197 140V139H201V141L200 142H196V141H193V140ZM30 140V139H29ZM176 140V141H175ZM192 140V141H191ZM3 141V142H2ZM15 141V142H14ZM123 141V142H122ZM154 141H155V143H154ZM180 141V142H179ZM183 141H185V142H183ZM189 141V142H188ZM112 142H114V143H112ZM149 142V143H148ZM185 143V145L184 146H182L183 144L182 143ZM195 142V143H194ZM204 142V141H203ZM3 143H6V144H3ZM17 145V147H15L16 145ZM18 143V144H17ZM36 145H35V144ZM110 143V144H109ZM120 144V145H118V146H121V145H125V146H127V145H130V146H127V147H129V148H125L126 149V151H130V153L133 155H131L130 153H126L127 155H126V157H127V159H126V157H124V159H123V161L124 160H130V161H127L126 163H127V165L125 164V161H124V163H120V165L118 164L119 162H121L122 160H118L117 162L118 163H112V164H110L109 165V163H105V161L104 160H102L103 162H104V164L102 163V165H100L101 164V159L103 158H101V159H99V156L100 155H103L105 152H104V149H106L107 148V146H108V144L111 146V145H113V144ZM121 143H123V144H121ZM128 143V144H127ZM150 143H151V146L153 147V148H150L151 146H150ZM153 143V144H152ZM159 143V144H158ZM192 143V144H191ZM197 143V144H196ZM241 143H242V141H241ZM240 143V144H241ZM146 144V145H145ZM149 144V145H148ZM156 145V147H155V145ZM165 144V145H164ZM178 144L179 145H181L182 147H184L185 149H181V147L180 146H178ZM190 144V145H189ZM238 144V143H237ZM239 144V146L238 147H240V149L241 148H243V150L241 151V152H243L244 150V152L243 153H245L246 154V156L247 157H249L250 155H252V151L253 150H249V148H252V147H250L247 143H245V146H248L249 148H248V150L249 151H251V153L250 152H248L247 151V149H245V148H247V147H245L243 144H244V142L242 143V145H240ZM4 145H8V146H4ZM11 145H13V146H11ZM161 145H163V146H161ZM193 145V146H192ZM211 145V146H210ZM110 146H108V147H110ZM124 146V147H125ZM157 146H159V147H157ZM6 148V151L4 152V151H2L1 149H3V148ZM33 147V148H32ZM143 147H145V148H143ZM193 147V148H192ZM237 147V148H238ZM245 147V148H244ZM36 148V149H35ZM155 148V149H154ZM165 148H166V150H165ZM180 148V149H179ZM201 148H204V147H201ZM206 148V147H205ZM34 149V150H33ZM70 149V150H69ZM108 149V148H107ZM131 149V150H130ZM146 149H148V150H146ZM151 149H153V152H152V150ZM4 150V149H3ZM36 150V152H33V151H35ZM149 151V152H147V153H144V151ZM155 150V151H154ZM183 151V152H181V151ZM196 150V151H195ZM204 150V151H203ZM213 150V151H212ZM238 150V149H237ZM12 151V152H13ZM70 151L72 152V153H70ZM75 151V152H74ZM157 151V153H155ZM181 153H185V155H187V156H190V158L191 157H193L192 159L193 160H191V161H194V159H195V157H197L196 158V160L194 161V162H192V164H194V165H192L191 163H189V162H191L190 160L189 161H185V160H188V159H186V157L187 156H184L183 154H181ZM216 151V152H217ZM28 152V151H27ZM33 152V153H32ZM66 152H69V153H66ZM162 152H164V153H162ZM221 152V153H220ZM241 152H235V153H240V154H238L239 156H240V158H239V160H241V158H242V156H244L245 157V154L243 155H241ZM178 155H181V157H183L182 159V162H184L185 161V163L186 162H188L189 164H190V166L192 165V166H195L196 168L194 169V168H192V166L190 167L189 166V164H187L186 163V165H187V167L185 166V165H181L180 163H182V162H178L177 164H176V162H174V160H176L174 157H176L177 156V154ZM202 153V154H201ZM59 154H61V155H59ZM66 154V155H65ZM72 154V155H71ZM76 154H82V155H86V157L88 156V160L90 159L91 160V158H96L97 159V157H98V159L100 160L99 162H98V166L95 164V166H97L96 168H97V170H98V168L100 169V170H98V171H95V170H93L94 171V174L92 173L93 171H87L88 169L86 168V164L85 165H82L81 167H79V166H77V165H75L76 163H75V158H77V155ZM88 154V155H87ZM129 154H130V156H129ZM146 154H149L150 156L151 155H155L154 156V158L155 159H157V160H155L154 158L153 159H151V157L149 156V155H146ZM156 154H159V155H156ZM176 154V155H175ZM223 154V153H222ZM253 154H254V152H253ZM57 156V157H54V156ZM74 155H76V157L74 156ZM91 155V156H90ZM160 155H162V156H160ZM172 155H174V156H172ZM193 155V156H192ZM194 155H198V156H194ZM201 155V156H200ZM18 156V157H17ZM39 156V157H38ZM72 157V159H73V161H71V159H70V157ZM73 156L75 157V158H73ZM90 156V157H89ZM129 156V157H128ZM159 156V157H158ZM208 156H206V157H208ZM53 157V158H52ZM66 157H68V158H66ZM78 157H79V155H78ZM132 157V158H131ZM146 157H149V158H146ZM158 157V158H157ZM199 157V158H198ZM206 157H202L201 159H204V158H206ZM247 157H245V158H242V160H248L249 158H247ZM34 158V159H33ZM57 158V161H55V159ZM146 158V159H145ZM188 158V157H187ZM52 159V160H51ZM131 159H133V160H131ZM145 159V160H144ZM148 159H149V161H148ZM151 159V160H150ZM168 159H169V161H168ZM174 159V160H173ZM185 159V160H184ZM9 160V161H8ZM38 160H40V161H38ZM89 160V161H90ZM93 160H95V159H93ZM152 160H154V162H152ZM241 160V161H242ZM7 161L9 162V164L7 163ZM10 161H12V163L10 162ZM18 161V160H17ZM34 161V163H32ZM37 161L40 163L41 162V164H37ZM162 161V162H161ZM249 161V160H248ZM14 162V163H13ZM52 162V163H51ZM73 162V163H72ZM94 161H92L91 160V164L93 163ZM107 162V161H106ZM148 162H150V163H148ZM175 164H174V163ZM54 163V164H53ZM57 163V164H56ZM152 163V164H151ZM154 163V164H153ZM185 163H183V164H185ZM11 165L10 167L8 166V168H10V169H7L6 167V165ZM16 164H17V162H16ZM31 164H33V165H35L36 166V168H35V166H32ZM51 164H53V165H51ZM90 164V162L89 163H87V165H89ZM129 164V165H128ZM157 164H159V165H157ZM257 164V165H256ZM24 165H26L25 166V168H24ZM104 165V166H103ZM116 165L118 166L117 168H119L121 165H123V166H121V167H123V169H121V167L118 169V170H116L117 168H116ZM126 167H125V166ZM149 165V166H148ZM156 165H157V167H156ZM176 166L177 168L179 167V169L180 170H178L177 168H175L174 166ZM179 165V166H178ZM196 165H198V166H196ZM29 166V168H27ZM52 166V167H51ZM53 166H55V167H53ZM72 166H73V168H72ZM77 166V168H79V171H78V169L77 168H75ZM107 166V167H106ZM173 166V167H172ZM184 166V167H183ZM258 168H257V167ZM14 167H16V168H18V170L16 169H13ZM87 169H85V168ZM92 167H94V165H92ZM102 167H106L105 169L103 168L102 169ZM150 167H153V168H150ZM200 167H201V164H200ZM71 168V169H70ZM84 168V169H83ZM114 168V169H113ZM171 168H173V169H176V170H171ZM183 168V169H182ZM194 169L195 171H197V173L196 174H194V173H192L191 172V170L192 169ZM13 169V170H12ZM26 169H28V170H26ZM34 171H33V170ZM39 169V170H38ZM148 169H149V171H148ZM202 169V168H201ZM15 170V171H14ZM32 170V171H31ZM37 170V171H36ZM69 170H72V171H69ZM74 170V171H73ZM81 170V171H80ZM84 170V171H83ZM122 170V171H121ZM153 170V171H152ZM194 170H192V171H194ZM24 171V172H23ZM27 171V172H26ZM28 171H30V172H28ZM36 171V172H35ZM42 171V172H41ZM168 171H169V173H168ZM174 171H178V173H176V172H174ZM203 171V170H202ZM78 172V173H77ZM86 172V173H85ZM152 172V173H151ZM170 172H173V173H170ZM258 172V173H257ZM2 173V174H1ZM18 173H19V175H18ZM25 173H28V174H25ZM33 173V174H32ZM86 174L87 175V173H89L87 176L86 175H84V174ZM90 173H92L93 175H91ZM97 173V174H96ZM259 173H262V174H260V175H258ZM4 174H5V176H4ZM7 174V175H6ZM36 176H35V175ZM43 174V175H42ZM96 174V175H95ZM167 174H169V175H167ZM21 175V176H20ZM40 175V177H38ZM96 177H95V176ZM191 175H193V177H191ZM202 175V176H201ZM224 175V176H223ZM226 175V176H225ZM234 176V178L233 179H231V176ZM262 175H263V177H262ZM12 176V177H11ZM25 176V177H24ZM27 176V177H26ZM35 176V177H34ZM197 176V177H196ZM204 176V177H203ZM23 177V178H22ZM30 177V178H29ZM32 177H34L35 178V180L36 179H38V180H36V181H34V182H32L33 181V178ZM36 177H38V178H36ZM45 177V178H44ZM85 177V178H84ZM127 179H126V178ZM220 177V176H219ZM226 177H228L229 179H227ZM25 178L27 179V180H25ZM32 178V179H31ZM41 178V179H40ZM14 179V180H13ZM30 179V180H29ZM84 179V180H83ZM88 179V180H87ZM126 179V180H125ZM204 179V180H203ZM231 179V180H230ZM2 180H5L7 183H5L4 181L1 183V181ZM11 180L13 181V182H11ZM42 180H43V183H42ZM48 180V181H47ZM85 180H87V181H85ZM124 182H123V181ZM185 180V181H184ZM202 182V184H203V186H201V183L199 182ZM227 180H230L231 182H229V181H227ZM260 180V179H259ZM82 181V182H81ZM116 181V182H115ZM205 181H207V183L205 182ZM258 181V180H257ZM262 181H260V183L262 182ZM39 182H40V184H39ZM86 182L87 183H89V184H86ZM121 182V183H120ZM127 182H128V184H127ZM156 182H157V184H156ZM159 182V183H158ZM193 182V183H192ZM204 182H205V184H206V186H205V184H204ZM229 182V183H228ZM3 183L5 184V185H3ZM15 185H14V184ZM34 183V184H33ZM46 183H48V184H46ZM116 183L117 184H119V185H116ZM123 183V184H122ZM125 183V184H124ZM225 183V184H224ZM258 183V182H257ZM32 184V185H31ZM39 186H37V185ZM43 184V186L41 187V185ZM45 184H46V186H45ZM84 184V185H83ZM93 185L92 187H91V185ZM98 184V185H97ZM113 184H114V187H113ZM129 184H131V185H129ZM155 184V185H154ZM161 184V185H160ZM187 184V185H186ZM197 184H200V187H198L199 185H197ZM208 184V185H207ZM217 184L215 185V186H217ZM237 184V183H236ZM256 184V185H255ZM3 185V186H2ZM14 185V186H13ZM33 185H35V186H33ZM82 185V186H81ZM112 185V186H111ZM118 187V188H120L119 190H117L118 188L116 187V186ZM122 187H121V186ZM127 185V186H126ZM157 185H159V186H157ZM173 185V186H172ZM229 185V186H230ZM13 187V189L14 190H16L17 191V189H18V191L21 193V191L22 192H24V193H22V195L23 194H26V196L25 195H23V197H22V195L21 194H19V192L17 191V192H15L13 189L12 190H10L12 187ZM89 186V187H88ZM95 186V188H93ZM136 186H139L138 188L136 187ZM149 186H151L150 188H151V190L153 191V193H152V191L151 190H147V189H149ZM157 186V187H156ZM160 186H162V187H164L163 189H162V187H160ZM172 186V187H171ZM210 186V187H213V188H211L210 189V187L208 188V187ZM228 186V185H227ZM226 185H225V187H227ZM255 186H257L256 188L257 189H260V190H257V189H253ZM17 187V188H16ZM29 187H30V189H29ZM34 189H33V188ZM45 187V188H44ZM102 187V188H101ZM134 187V188H133ZM141 187H143V188H141ZM147 188V189H144V188ZM153 187V188H152ZM156 187V188H155ZM160 187V188H159ZM170 187V188H169ZM240 187H241V189L243 190V191H241V189H240ZM258 187H261V188H258ZM0 188V189H1ZM26 188V189H25ZM32 188V189H31ZM39 188V189H38ZM42 188V189H41ZM75 188H77L78 190H76ZM91 188H93L94 190H95V193H94V190H91ZM100 188V190H98ZM110 188H112V189H110ZM131 189V190H129V189ZM135 188H137V190H133V189H135ZM198 190H197V189ZM200 188H201V190L202 189H204V192L205 193H203V190L201 191L200 190ZM228 188V187H227ZM229 188H232V187H229ZM244 188V189H243ZM3 189H1V190H3ZM74 189V190H73ZM121 189H122V191L124 190V189H127V190H125L124 192H122L121 191ZM139 189H141V190H143V191H141V190H139ZM156 189H158V190H156ZM162 189V190H161ZM209 191H208V190ZM223 190L222 192V194H219V193H221V191L220 190ZM248 189H249V191H248ZM254 190V191H252V192H255V190H257V191H260L259 193L256 191V193H254V194H252L251 193V191L250 190ZM28 190H29V192H28ZM34 190H40V191H37V192H34ZM104 190L106 191V192H104ZM131 191V192H129V191ZM133 190V191H132ZM206 190H207V192L209 193V194H207V192H206ZM211 190V191H210ZM236 190H238L237 192H236ZM10 191H14L15 193H13L14 195L16 194V193H18V195H15L16 197H20V195H21V197H22V199H20L19 197L16 199V198H14V201L13 202H16L18 199H19V201H17L16 202V204L15 203H13L12 202V200H13V196L14 195H11L10 193H12V192H10ZM25 191H27V192H25ZM31 191H33V192H31ZM97 191V192H96ZM138 191H140V192H138ZM146 191H147V193H146ZM199 191V193H197ZM202 193H201V192ZM218 193H216V192ZM119 192H121V194H119ZM154 192H156V194H157V196H156V194L154 193ZM248 194H247V193ZM6 193H7V195H10L11 197H12V199H11V197L9 196H6ZM9 193V194H8ZM28 193H31V194H28ZM101 193H103V194H101ZM126 193H128V194H132V195H130V196H133L134 195V193L135 194H137V195H135V197H128L129 195H127ZM142 193H144V194H142ZM150 193H152L153 194V196H152V194L150 195L151 197H149V194ZM201 193V194H200ZM228 193L230 194L231 193V195H229L230 197H228V198H225L226 196H224L225 194L226 195H228ZM237 193V194H236ZM241 193H243V194H241ZM249 193H251L252 194V196L254 195L255 197L254 198H252V196H251V194L249 195ZM104 194H106V195H104ZM123 194V195H122ZM148 194V195H147ZM158 194H159V196L161 195V198L160 197H158ZM196 194V195H195ZM204 194V195H203ZM211 194H214V196L215 197H211V196H213V195H211ZM234 194H236L237 196H239V197H236V195H234ZM240 194V195H239ZM245 194H246V196H245ZM259 194V195H258ZM39 195H40V197H39ZM124 195H125V197H124ZM194 195V196H193ZM206 195V196H205ZM208 195V196H207ZM218 195H220V196H218ZM234 197H233V196ZM247 195H249V196H251V197H247ZM25 196V197H24ZM46 196V197H45ZM102 196V197H101ZM104 196V197H103ZM137 196H139V197H137ZM144 196H145V198H144ZM155 196V197H154ZM197 196V197H196ZM203 197V198H201V197ZM220 198H218V197ZM222 196V197H221ZM4 197V198H5ZM37 198V199H35V198ZM42 197V200H40V198ZM93 199H92V198ZM121 197H123L124 199H122ZM149 199H148V198ZM223 197L226 199H223ZM232 197V198H231ZM236 197V198H235ZM241 197H243L244 198V200H243V198H241ZM246 197V198H245ZM263 200H261L260 198ZM3 198V199H4ZM7 198H5V199H7ZM23 198H25V199H23ZM27 198H29V199H27ZM95 198V199H94ZM137 198H140V199H137ZM143 198H144V200H143ZM152 198V199H151ZM195 198V199H194ZM197 198V199H196ZM200 198V199H199ZM211 198V199H210ZM216 198H217V200H216ZM249 198V199H248ZM10 199H11V201H10ZM16 199V200H15ZM46 199V200H45ZM48 199H49V201H48ZM91 199V200H90ZM130 199H133V200H130ZM157 199H159V200H157ZM210 200V202H208V201H205V200ZM251 199H253L254 201H251ZM255 199H257V201H255ZM1 200V199H0ZM29 200V201H28ZM32 200H33V202H35V203H33L32 202ZM43 200H45V202L43 201ZM90 200V201H89ZM122 200H124V201H122ZM146 200V201H145ZM158 201V202H156V201ZM190 200H191V202H190ZM197 200H198V202H197ZM214 202H213V201ZM221 200H224V201H226L225 203H224V201H221ZM235 200V201H234ZM250 200V201H249ZM5 201H9L11 204L13 203L14 204V206L16 207V206H20V205H22L21 206V208H17L16 207V210L14 209L15 207H13L10 203H8V202H5ZM22 201H24V203H25V201H27L26 202V204H28V206L26 205H24V203L22 202ZM37 201V202H36ZM40 201H42V202H40ZM135 201V202H134ZM137 201H139V202H137ZM142 201H144L145 203H143ZM150 201H154V202H156V203H152V202H150ZM189 201V203H187ZM193 201V202H192ZM202 201V202H201ZM203 201H205V203H203ZM220 203H219V202ZM233 201V202H232ZM260 201H261V204L262 205H260ZM0 202H2V200L0 201ZM44 202V203H43ZM47 202V203H46ZM125 202H127V203H125ZM134 202V203H137L136 205H134V204H132V203ZM150 202V203H149ZM194 202H197V203H194ZM206 202H208V203H206ZM227 202H229V203H227ZM233 204H232V203ZM244 202V203H243ZM18 203H19V205H18ZM34 204V205H32V206H30L29 204ZM38 203V204H37ZM39 203H41L40 205H39ZM52 205H51V204ZM125 203V204H124ZM131 205H130V204ZM142 203L144 204L143 206H141L142 205ZM151 204L150 206H149V204ZM193 203H194V205H193ZM219 203V204H218ZM235 203V204H234ZM2 204H4L3 205V207H2ZM5 204H7V205H5ZM44 204H46L47 206H45ZM50 204V205H49ZM126 204H127V206H126ZM139 204H141V205H139ZM148 204V205H147ZM186 204L188 205V206H186ZM200 206V207H202V208H199L198 207V205ZM205 205V206H203V205ZM208 204V205H207ZM209 204H211V205H209ZM222 204V205H221ZM224 204H226V205H224ZM259 205V208L258 207H256L257 205ZM55 205V206H54ZM202 205V206H201ZM225 207H224V206ZM229 207H228V206ZM232 205H235V206H232ZM240 205L242 206V208L240 207ZM9 206V207H8ZM12 206V207H11ZM128 206H130V208H131V210H130V208L128 207ZM135 206V207H134ZM141 206V207H140ZM151 206H153V207H151ZM208 206H210V208L208 207ZM216 206V207H215ZM220 206H222V207H220ZM7 209H6V208ZM27 207H29L28 209H27ZM46 207H47V209H48V211H47V209H46ZM48 207H51L52 208V213L50 212L51 210V208L49 209ZM132 207H134L133 209H132ZM145 207V208H144ZM147 207V208H146ZM148 207H151V210H149L150 208H148ZM164 209H163V208ZM191 207V208H190ZM205 208V210H204V208ZM226 207H228V208H226ZM231 207H233L234 208V210H233V208H231ZM5 208V209H4ZM8 208L9 209H11V211H8ZM23 208V209H22ZM24 208H26V209H24ZM30 208H32V209H30ZM34 208L35 209H37L36 210V212H38V210H39V212H38V217L36 216V218H35V215L37 214V213H34L33 211H35L34 210ZM111 208H113L112 210H111ZM116 210H115V209ZM128 208H129V210H128ZM139 210H138V209ZM185 208H187L184 212H185V215L183 214L184 212L182 211L183 209H185ZM193 208H194V210H193ZM210 209V210H208V209ZM212 208V209H211ZM215 208H217V209H215ZM255 208V209H254ZM3 209V210H2ZM13 209V210H12ZM119 209H121V210H119ZM141 209H143V211L141 210ZM188 209H192V211L191 210H188ZM201 209V210H200ZM239 209V210H238ZM242 209V210H241ZM260 209V211H257V210H259ZM6 211V213L4 214V212ZM19 210L20 211H22L23 210V213H21V212H19ZM26 210V214L27 215H29L30 217H32V218H28V216H25L24 215V211ZM115 210V211H114ZM133 210V211H132ZM147 210H149V211H147ZM153 210H155V211H153ZM173 210H174V213L173 214H175L174 216H172L173 214H172V212H173ZM175 210L178 212H176L175 213ZM197 210H200V213L201 214H198L199 213V211H197ZM211 210H213L212 212H209V211H211ZM221 210V211H220ZM236 210V211H235ZM247 211L246 213H245V211ZM16 212V213H14V212ZM44 211H45V213H44ZM112 211V212H111ZM132 211V212H131ZM140 211V212H139ZM151 211H153L152 213H151ZM181 211H182V213H181ZM189 211V212H188ZM207 211V212H206ZM215 211H217V212H215ZM238 211V212H237ZM249 211V212H248ZM257 211V212H256ZM3 212V213H2ZM28 212H31V213H28ZM47 212V213H46ZM127 212V213H126ZM130 212V213H129ZM146 212V213H145ZM149 212V213H148ZM180 212V213H179ZM239 213V214H237V213ZM258 212H260V213H258ZM12 213V214H11ZM14 213V214H13ZM19 213H20V215H19ZM32 213L33 214H35V215H32ZM51 213V214H50ZM129 213V214H128ZM143 213V214H142ZM148 213V214H147ZM151 213V214H150ZM153 213H154V215H153ZM159 213V214H158ZM187 213V214H186ZM205 213H207L206 215H205ZM213 213V214H212ZM230 213V214H229ZM233 213H235V215L233 214ZM242 213V214H241ZM248 213H250V215L248 214ZM252 213H255V214H252ZM257 213V214H256ZM6 215V217L4 216V215ZM9 214H10V218H12V219H10V218H8V216H9ZM32 216H31V215ZM43 214H46L45 215V217H44V215ZM141 214V215H140ZM158 214V215H157ZM162 216H161V215ZM170 214H172V215H170ZM183 214V215H182ZM189 214V215H188ZM190 214H192V215H190ZM203 214V215H202ZM224 214V215H223ZM244 214L245 215H247V216H244ZM22 215H24V216H22ZM49 215V217L48 218H50V215H51V218H50V220H51V222H49L50 220L47 218V216ZM56 215V216H55ZM128 215V217H126ZM143 215H145V217H147V218H145ZM150 215V218L148 217ZM176 215H178V217L176 216ZM180 215H182L181 217H184V218H179L180 217ZM195 215H197L199 218L198 219H195V218H197V216H195ZM210 215H212L211 217H213V218H211V217H209ZM231 215V216H230ZM256 215V216H255ZM259 215H261V217L259 218ZM15 216V217H14ZM20 216H22L21 218H19ZM42 216V217H41ZM153 216V217H152ZM190 216H192V217H190ZM193 216H195V217H193ZM200 216H201V218H200ZM205 216H206V219H205ZM215 216L219 219V221L218 220H215L214 218H215ZM219 216H222V217H219ZM224 216V217H223ZM226 216V217H225ZM229 216V217H228ZM234 216L236 217V218H234ZM238 216V217H237ZM250 216V217H249ZM251 216H252V218H251ZM17 220V222H16V220L14 219V218ZM17 217V218H16ZM24 217H26V218H24ZM35 219H34V218ZM42 219H41V218ZM54 217H56L57 219H55ZM142 217H144V218H142ZM155 217H160V218H155ZM169 217H171L170 219H172L171 221H169L168 220V218ZM175 217H177V218H175ZM202 217H204V218H202ZM207 217H209L208 219H207ZM230 217H231V219H230ZM243 217H245V218H247V220H246V222L247 221H249V223L247 222V224H249V226L246 224V222H245V218H243ZM8 218V219H7ZM44 218H46L47 219V221L49 222H47V221H45V223L47 222L48 223V226H49V228H52V232H51V230L49 229V234L50 235H52V236H48L47 234H45L46 233V231L45 230H48V228H47V226L45 227V225H47V223L46 224H44V226H43V223H44ZM142 218V219H141ZM149 218V219H148ZM155 218V219H154ZM174 218V219H173ZM186 218V219H185ZM187 218H189V219H187ZM192 218H194L193 220H192ZM212 220H211V219ZM216 218V219H217ZM251 218V219H250ZM257 218V219H256ZM4 219V220H3ZM7 219V220H6ZM29 219H31V220H29ZM38 219V220H37ZM145 219V220H144ZM153 219V220H152ZM176 219V220H175ZM182 219V220H181ZM184 219V220H183ZM191 219V220H190ZM200 219H203V220H205V222L207 221L208 222V220L210 221V222H204V221H202V220H200ZM253 219H256V220H253ZM261 219V220H260ZM263 219V220H262ZM15 220V221H14ZM20 222H19V221ZM22 220H24V221H22ZM41 220V221H40ZM55 220V221H54ZM179 220H181V222H179V223H177ZM186 220V221H185ZM223 220H225V221H223ZM227 220H229L230 222H231V224H230V222L229 221H227ZM232 220H234V221H232ZM242 220V221H241ZM253 220V221H252ZM260 220V221H259ZM5 221V222H4ZM8 221V222H7ZM14 223H13V222ZM21 221H22V223H21ZM26 221V222H25ZM53 221V222H52ZM174 221V222H173ZM184 221V222H183ZM221 221V222H220ZM226 221L229 223H226ZM34 223V225H33V223ZM42 222V223H41ZM55 222V223H54ZM95 222H97V223H95ZM99 222V223H98ZM172 222V223H171ZM220 222V223H219ZM234 224H233V223ZM250 222H254V224L253 225H255V226H253V225H251L250 224ZM3 223V224H2ZM4 223H5V225H4ZM18 223V224H17ZM37 223H39V224H37ZM50 223H54V224H50ZM95 223V224H94ZM174 223H176V224H174ZM180 223H181V225H180ZM257 223H258V225H257ZM10 224V225H9ZM14 224V225H13ZM19 224H20V227H19ZM207 225V227H206V225ZM221 224V225H220ZM233 224V225H232ZM235 224H236V226H235ZM241 224H243V225H241ZM6 225H9V226H6ZM15 226V228L18 230H16V229H14V227H12V226ZM31 226L30 228L29 227H26V226ZM36 225V227H38V228H34V226ZM39 225H41L40 227H39ZM50 225H51V227H50ZM173 226V225H175V226H173V227H171V226ZM257 225V226H256ZM260 225V226H259ZM261 225H263L262 227H261ZM4 226H6L5 228H4ZM22 226H25V227H23L22 228ZM96 226H99V227H96ZM168 226V227H167ZM231 226V227H230ZM241 226H243L242 228H241ZM244 226H247V227H250V228H248V230H247V228L246 227H244ZM12 227V228H11ZM43 227V228H42ZM96 227V228H95ZM222 229H221V228ZM227 227V228H226ZM237 227V229H235ZM252 227V228H251ZM256 228V230L258 229V232H256L255 231V229L254 228ZM257 227H260V228H257ZM4 228V229H3ZM25 228H26V230H25ZM30 229L31 231H28V229ZM173 228V229H172ZM219 228V229H218ZM229 228V229H228ZM244 228H246V229H244ZM33 229V230H32ZM37 229V230H36ZM38 229L40 230L39 231V233H38ZM169 230L175 237H177V238H180V239H178V246H179V250H178V246H177V249H172V251L173 252H170V250H169V252L170 253H168L167 254V252L166 251H168V250H166V251H164V252H161V254H164V257L166 258H163L162 256L163 255H155L156 253L155 252H160V251H155V250H159V249H157L158 247H156L158 244H159V242L161 243V239H163L164 240V238L165 237H162L164 234H165V236H166V233H167V230ZM175 229H177V230H175ZM242 229H244V231L243 232H245L244 234H243V236H245V237H243L242 236ZM252 229H254V230H252ZM7 230V231H6ZM23 230V231H22ZM44 230V231H43ZM53 230H54V232H53ZM95 230H96V232H95ZM121 230H122V232H121ZM231 230H234V231H231ZM241 230V231H240ZM4 231V232H3ZM16 231V232H15ZM22 231V232H21ZM36 231V236H35V234H34V232ZM129 233H128V232ZM164 231H166V232H164ZM168 231V232H169ZM249 231V232H248ZM256 232V233H254L253 235H252V233L250 234V232ZM261 233H260V232ZM17 232L19 233V232H21V234L19 233V234H17ZM30 233V234H26V233ZM43 234H42V233ZM57 232H59V233H57ZM120 232V233H119ZM235 232V233H234ZM3 233V234H2ZM41 233V234H40ZM61 233V234H60ZM123 233H127L128 235L127 236H130L131 237V239L133 240V242H129L130 244H128V247L127 246H125V249H127V250H125L124 248H123V251H118L119 249H116V251H118V252H114L115 250H112V248L113 249H115L113 246H114V244H116V242H119L116 238L118 237V239H120L121 238V236L123 235ZM162 233H164V234H162ZM238 233H240L239 235H238ZM11 234V235H10ZM17 234V235H16ZM22 234H24V235H22ZM33 234V235H32ZM54 234H56V237L57 236H60L61 235V237L59 238H56L55 236H54ZM62 234L64 235V236H62ZM122 234V235H121ZM168 234V233H167ZM231 234H233V235H231ZM246 234H249V235H246ZM256 234V235H255ZM6 235V236H5ZM8 235V236H7ZM18 235H20L19 237H17V238H15L16 236H18ZM27 236V239H28V241H26L27 239H26V236ZM40 235H42V236H40ZM44 235L46 236V237H44ZM95 235H96V237H95ZM111 236V237H108V236ZM133 235V236H132ZM162 235V236H161ZM177 235V236H176ZM227 235H229V236H227ZM230 235H231V237H230ZM236 236V237H234V239H233V236ZM251 235V237H249ZM5 236V237H4ZM14 236V237H13ZM21 236H24V237H21ZM32 236V237H31ZM54 236V237H53ZM106 236H107V238H106ZM159 236V237H158ZM243 237V238H241V237ZM247 236V237H246ZM10 237H12L11 239H10ZM32 239H31V238ZM35 237H39L37 240L36 239H34L35 241H37V242H41V241H43V243L41 244H38L37 242H35L34 240H33V238H35ZM40 237H42V238H40ZM64 237V238H63ZM105 237V238H104ZM129 237V238H130ZM160 237H162V238H160ZM230 237V238H229ZM239 239H238V238ZM18 238H21V240H24L23 242L24 243H20L19 241H20V239H18ZM23 238H25V239H23ZM45 238H46V240H45ZM49 240H48V239ZM53 238H56V239H53ZM115 238V239H114ZM135 238V239H134ZM153 238H154V240H153ZM156 238H157V240H156ZM237 238V239H236ZM12 239H17V243H16V241L15 240H13V242L11 241ZM52 239L54 240V242L52 241ZM63 239V240H62ZM64 239H67V240H64ZM105 239V240H104ZM107 239H112L113 240V243L114 244H112L111 242H112V240L111 241H109V240H107ZM130 239V240H131ZM137 239V240H136ZM228 239H232L233 241H231V240H228ZM240 239H242V240H240ZM34 241L35 242V244L38 246V248L41 246V247H43L42 249H41V247L38 249V248H36V250L34 249L35 247H37V246H35V247H33L35 244H34V242H31V241ZM39 240V241H38ZM91 240H93V241H91ZM96 240V241H95ZM137 241V242H134V241ZM179 240H180V243H179ZM4 241V243H2ZM61 241H63V243H65V241H68V242H66L67 243V245L66 244H64L63 245V243L61 242ZM115 241V242H114ZM156 242L157 241V243L158 244H156V243H154V242ZM236 241V242H235ZM15 242V243H14ZM18 242H19V245H18ZM27 242V243H26ZM45 242V243H44ZM49 243V244H51V246H49V244H47V243ZM56 242H58L57 244L60 246V247H58V245H56ZM59 242H61V243H59ZM110 242V246L108 247V243ZM153 242V243H152ZM238 242V243H237ZM31 245H30V244ZM52 243H54V244H52ZM29 244V245H28ZM44 244V245H43ZM61 244H62V246H61ZM153 244V245H152ZM156 244V245H155ZM180 244V245H179ZM5 245V246H4ZM15 245H16V247H15ZM23 245H25V246H23ZM53 245H56V246H53ZM132 245H133V247H132ZM22 246V247H21ZM30 246V247H29ZM32 246V247H31ZM53 246V247H52ZM67 246V247H66ZM131 246V247H130ZM159 246V245H158ZM19 247V249H17ZM26 247V248H25ZM50 247H51V249H50ZM57 249H56V248ZM61 247H64L63 249H60ZM69 247V248H68ZM109 248V249H106V248ZM112 247V248H111ZM135 247V249H132L133 251H131V248H134ZM152 247H155V248H153V249H151ZM184 247V248H183ZM3 248V249H2ZM23 248V249H22ZM26 250H28V251H26ZM55 248V249H54ZM59 248V249H58ZM71 248V250H69L68 251V249H70ZM145 248V249H144ZM149 248V249H148ZM186 248V249H185ZM8 249L10 250V251H8ZM32 249V250H31ZM50 249V250H49ZM128 249H130V251L128 250ZM148 249V250H147ZM188 249V250H187ZM39 250H41V251H39ZM45 250V251H44ZM46 250H49V251H46ZM52 250V251H51ZM55 250H57V252H55ZM59 250V251H58ZM65 250V252H63L62 253V251H64ZM67 250V251H66ZM75 250V251H74ZM109 250H112V252L111 251H109V252H111L112 253V255H110L109 254V252L108 251ZM120 250H122V249H120ZM138 250V251H137ZM147 252H146V251ZM150 250H153V251H150ZM176 250H178V253H177V251ZM181 250L183 251V253L181 252ZM185 250H186V252H185ZM30 251V252H29ZM37 251H39V252H37ZM61 251V252H60ZM71 251V252H70ZM127 251H129L128 253H129V257H127V254L125 253V252ZM136 251V252H135ZM149 251H150V253H149ZM155 251V252H154ZM176 252V254H174L175 252ZM8 254V255H6V256H10V257H6L5 256V254L6 253ZM24 252V253H23ZM40 252H43V253H41L40 254ZM46 252V253H45ZM53 252V253H52ZM55 252V253H54ZM67 252V253H66ZM73 252H75L76 254L74 255V253ZM78 252V253H77ZM120 252V253H119ZM143 252H145L144 254H143ZM152 252H154V253H152ZM166 252V253H165ZM21 253V254H20ZM35 253V256L33 255ZM45 253V254H44ZM47 253H51V260H47V259H50V255L48 254L47 255ZM58 253V254H57ZM61 253H62V255L63 254H65V256L63 255L62 257V259H60L59 257L60 256H58V255H61ZM84 253H86L84 256H83V254ZM118 253H119V255H118ZM126 254V256L125 255H123V254ZM132 253V254H131ZM138 254V256L139 257H136V254ZM152 253V254H151ZM32 254V255H31ZM36 254H38V255H36ZM54 254V255H53ZM69 254V255H68ZM70 254H71V256H74L73 258H71V256H70ZM80 254V255H79ZM106 254H109V255H106ZM114 254V255H113ZM142 254V255H141ZM166 254V255H165ZM172 254V255H171ZM180 254H182V255H180ZM66 255H68V256H66ZM77 255V256H76ZM132 255V256H131ZM240 257H239V256ZM24 256H30L29 258L28 257H26V258H24ZM31 256H32V258H31ZM42 257V258H39V257ZM47 256V257H46ZM76 256V257H75ZM111 256H115V257H111ZM134 256V257H133ZM141 256V257H140ZM154 256H156V257H154V261H153V257ZM160 256V257H159ZM180 256V257H179ZM235 256H236V258L237 259H235ZM38 257V258H37ZM46 257V258H45ZM53 257H58V259H53ZM79 257V258H78ZM106 257H108L107 259H106ZM110 257V258H109ZM143 257V260L141 259ZM169 257V258H168ZM5 258V259H4ZM34 258H36V259H34ZM71 258V259H70ZM102 259L100 262H102V263H100L99 262V260H97V259ZM114 258H115V261H114ZM126 258H128V259H126ZM134 258H136L135 259V261H134ZM137 258H139V259H137ZM149 258H150V260H149ZM158 258V259H157ZM172 258H174V259H172ZM206 258H208L207 260H210L211 259V261H212V259L214 260L213 262H211L210 263V261H207L206 260ZM240 258V259H239ZM7 259V260H6ZM34 259V260H33ZM42 259V262L40 261ZM76 259V260H75ZM109 259L111 260V261H109ZM113 259V260H112ZM126 259V260H125ZM132 259V260H131ZM148 261H147V260ZM152 259V260H151ZM163 259H165L164 261H163ZM172 259V260H171ZM177 259V260H176ZM181 259V260H180ZM235 259V260H234ZM239 259V260H238ZM40 261V262H38V261ZM44 260V261H43ZM55 260L57 263H55V261L53 262V261ZM59 260H62V262H60ZM73 260H75V261H73ZM138 260V261H137ZM139 260H140V263H137V262H139ZM155 260L158 262V263H156L155 262ZM171 262H170V261ZM174 260H175V262H174ZM46 261V262H45ZM67 261H70V262H67ZM109 261V262H108ZM151 261V262H150ZM166 261V262H165ZM179 261V262H178ZM182 261V262H181ZM184 261L186 262V263H184ZM202 261L204 262V263H202ZM207 261V262H206ZM216 261V262H215ZM221 261V262H220ZM235 261H237V262H235ZM49 262V263H48ZM76 262V263H75ZM99 262V263H98ZM136 262V263H135ZM189 262H191V263H189ZM242 262V263H241ZM159 263V264H160ZM129 264H131V263H129Z\"/></svg>",
    "mask_w": 264,
    "mask_h": 264
},
{
    "label": "bare ground",
    "instance_id": "6f19581e",
    "mask_svg": "<svg viewBox=\"0 0 264 264\" xmlns=\"http://www.w3.org/2000/svg\"><path fill=\"white\" fill-rule=\"evenodd\" d=\"M8 1H10V0H8ZM16 1V0H15ZM15 1H13V2H15ZM21 1V0H20ZM23 1H26V0H23ZM31 1L33 2V0H30L29 2L31 3ZM37 1V0H36ZM36 1H35V3H36ZM50 1H52V0H50ZM56 1H58V0H56ZM62 1H65V0H62ZM71 1H74V0H70V2ZM81 1V0H80ZM125 1V0H124ZM133 1V0H132ZM138 1V0H137ZM150 1V0H149ZM149 1H147L148 3H149ZM159 1V0H158ZM161 1V0H160ZM159 1V2H160ZM166 1V0H165ZM178 1L179 0H176V1H173V2H177L178 3ZM212 1V0H211ZM223 1V0H222ZM228 1V0H227ZM253 1V0H252ZM255 1V0H254ZM258 1V0H257ZM260 1V0H259ZM4 3H8V2H6V1H3ZM11 2V1H10ZM18 2H19V0H18ZM39 2V1H38ZM42 2V1H41ZM52 2H54V1H52ZM101 2V4H102V2L103 1H99L98 3H100ZM117 2H123V1H117ZM126 2H131V1H126ZM135 2V1H134ZM140 2V1H139ZM143 2H144V0H143ZM162 2V1H161ZM160 2V3H161ZM181 2H183V1H181ZM186 3L188 2V1H185ZM185 2L184 3H181V4H183V5H185ZM197 2H199V1H197ZM216 2V1H215ZM229 2H232V1H229ZM240 4V6H241V4H243V2H241V1H238ZM245 2V1H244ZM21 3H22V1H21ZM27 3H28V1H27ZM40 3V2H39ZM69 3V2H68ZM78 3V2H77ZM80 3V2H79ZM84 3V2H83ZM95 3H97V2H95ZM97 3V4H98ZM123 3H125V2H123ZM146 3V2H145ZM190 3V2H189ZM193 3V5H194V2H192ZM217 3V2H216ZM224 3H225V1H224ZM236 3H237V0H236ZM246 3V2H245ZM249 3V2H248ZM256 3V2H255ZM11 4H13V3H11ZM10 3L8 4V6L9 5H11ZM26 4V3H25ZM25 4H23L22 3V5H25ZM72 4V3H71ZM70 4V5H71ZM99 5L100 7H104L103 5ZM140 4H142V3H140ZM144 4V3H143ZM147 4V3H146ZM152 4V3H151ZM153 4H154V0H153ZM152 4V5H153ZM180 4V5H181ZM202 4H204V1H203V3ZM201 4V5H202ZM223 4V3H222ZM231 4V3H230ZM257 4V3H256ZM260 4V3H259ZM4 5V4H3ZM15 5H16V3H15ZM14 5V6H15ZM19 6H20V4H18ZM37 5H40V4H38L37 3ZM36 5V6H37ZM41 5H42V3H41ZM77 5V4H76ZM85 5V4H84ZM89 5V4H88ZM92 5H94V3L92 2ZM91 5V6H92ZM107 5V4H106ZM138 5V4H137ZM149 5V4H148ZM182 5V6H183ZM188 5V4H187ZM193 5L191 4H189V6H192L193 7ZM200 5V6H201ZM210 5V4H209ZM250 4H248L246 7H248ZM260 5H264V2H263V4H260ZM1 6V5H0ZM26 6V5H25ZM35 6V5H34ZM33 6V7H34ZM47 6V5H46ZM50 6H52V8L53 7H56L55 5L53 6V5H51L50 4ZM179 6V5H178ZM196 6H198V5H196ZM214 6V5H213ZM224 6H225V4H224ZM224 6H222V7H224ZM228 6V5H227ZM234 6H238V4H234ZM244 6H245V4H244ZM16 7H17V5H16ZM24 7V6H23ZM49 7V6H48ZM78 7V6H77ZM89 7V6H88ZM94 7V6H93ZM92 7V8H93ZM99 7V8H100ZM203 7V6H202ZM201 7V8H202ZM209 7V6H208ZM216 7V6H215ZM218 7V6H217ZM216 7V8H217ZM221 7V6H220ZM245 7V8H246ZM254 7H257L256 5L254 6ZM253 7V8H254ZM3 8V7H2ZM5 8H9V7H6V5H5ZM18 8H20V7H18ZM17 8V10H19ZM25 8V7H24ZM30 8H32V7H30ZM51 8V7H50ZM73 8H75L74 7V4H73ZM72 8V9H73ZM81 8V7H80ZM91 8V7H90ZM98 8V7H97ZM177 8V7H176ZM182 8V7H181ZM195 8V7H194ZM201 8H199V9H201ZM203 8H205V7H203ZM215 8V9H216ZM238 9L240 8L239 6L237 7ZM251 8V7H250ZM258 8V7H257ZM1 9V8H0ZM27 9H28V6H27ZM46 9V8H45ZM58 9V8H57ZM78 9V8H77ZM86 9V8H85ZM84 9V10H85ZM88 9V8H87ZM86 9V10H87ZM104 9V8H103ZM177 9H179V7L177 8ZM209 9V8H208ZM215 9H212V10H215ZM228 9V8H227ZM238 9H235V10H238ZM255 9V8H254ZM260 9H262V8H260ZM264 9V8H263ZM262 9V10H263ZM9 10H10V12L12 11L10 8H9ZM20 10H21V12H22V10H24L23 8H20ZM33 8L31 9V12L33 13ZM52 10H54L55 11V9H52ZM48 11V12H52L53 13V11ZM62 10V9H61ZM96 10H98V9H96ZM96 10H94V11H96ZM101 10V9H100ZM99 10V11H100ZM210 10V9H209ZM233 10H234V8H233ZM234 10V11H235ZM240 10V9H239ZM251 10V9H250ZM5 11V10H4ZM16 11V10H15ZM28 11H30V10H28ZM40 11V10H39ZM38 11V13L40 14V12ZM45 11V10H44ZM63 11V10H62ZM62 11H57V12H62ZM73 11V10H72ZM72 11H70V12H72ZM75 11V10H74ZM79 11V10H78ZM94 11H91V13L92 12H94ZM98 11V12H99ZM103 11V10H102ZM105 11V10H104ZM184 11V10H183ZM207 11V10H206ZM221 11H224L223 9L221 10ZM227 11V10H226ZM231 11V10H230ZM233 11V12H234ZM245 11V10H244ZM254 11V10H253ZM261 11V10H260ZM19 12V11H18ZM42 12H43V9H42ZM64 12H66V11H64ZM80 13H81V11H79ZM87 12V14H88V10L86 11ZM101 12V11H100ZM181 12V11H180ZM205 12V11H204ZM209 12V11H208ZM210 12H212V11H210ZM209 12V13H210ZM236 12V11H235ZM3 12H1V15H3L2 14ZM6 13V12H5ZM13 13V12H12ZM22 13H26V12H22ZM21 13V14H22ZM28 13V12H27ZM95 13V12H94ZM106 13H108L107 11H106ZM182 13V12H181ZM206 13V12H205ZM217 13H219V12H217ZM243 13H246V12H243ZM263 13H264V11H263ZM18 14V13H17ZM29 14V13H28ZM39 14L37 15V16H39ZM46 14H47V12H46ZM56 14H58V13H56ZM62 14V13H61ZM74 14H75V12H74ZM82 14V13H81ZM98 14V13H97ZM100 14V13H99ZM104 13H102V14H100L99 16H101V15H103ZM208 14V13H207ZM214 14V13H213ZM228 14V13H227ZM239 14H241V16L240 17H244L243 15H242V13H239ZM250 14H252V15H254L253 13H250ZM259 14V16H260V13H258ZM261 14H262V12H261ZM10 15V14H9ZM8 15V16H9ZM14 15V14H13ZM20 14H18V16H19ZM48 15H50V14H48ZM67 15H70V13L69 14H67ZM66 15V16H67ZM84 15V14H83ZM83 15H81L82 17H83ZM106 15V14H105ZM108 15H109V13H108ZM108 15H107V17H108ZM182 15V14H181ZM180 15V16H181ZM224 15H226V14H224ZM256 15V14H255ZM254 15V16H255ZM7 16V15H6ZM32 16V15H31ZM30 16V17H31ZM34 16V15H33ZM41 16H42V14H41ZM40 16V17H41ZM45 16V15H44ZM60 16H62V15H60ZM64 16V15H63ZM65 16V17H66ZM80 16V17H81ZM87 16V15H86ZM90 16V14L88 15V17ZM93 16V15H92ZM96 16V15H95ZM98 16V15H97ZM104 16V15H103ZM103 16H101V18H103ZM110 16H112V14L110 15ZM109 16V17H110ZM212 16V15H211ZM210 15H209V17H211ZM214 16H219V15H217V14H215ZM213 16V17H214ZM223 16V15H222ZM228 16V15H227ZM237 16V15H236ZM247 16V15H246ZM264 16V15H263ZM262 16V17H263ZM4 18H5V15L3 16ZM21 17H23V18H25L24 16H21ZM36 17V16H35ZM39 17V18H40ZM43 17V16H42ZM49 17V16H48ZM53 17H56V16H53ZM59 17V16H58ZM69 17V16H68ZM75 17V16H74ZM88 17H86V18H88ZM107 17H105V18H107ZM108 17V18H109ZM232 16H230L229 17V19H232L231 18ZM248 17H249V14H248ZM17 18V17H16ZM46 18V17H45ZM91 18H93V17H91ZM192 18V17H191ZM194 18V17H193ZM203 18H205V17H203ZM216 18V17H215ZM220 18H221V16H220ZM226 18V17H225ZM234 18H237V17H234ZM233 18V19H234ZM250 18V17H249ZM256 18V17H255ZM12 19V18H11ZM22 19V18H21ZM26 19L27 18H25V25H23V26H26L27 25V22H26ZM28 19H29V17H28ZM47 19V18H46ZM45 19V20H46ZM52 19V18H51ZM61 19H63V17L61 18ZM60 18H59V20H61ZM70 19H72V16H71V18ZM78 19V18H77ZM95 19H97V17L95 18ZM95 19H93L95 22H98V21H96ZM110 19V18H109ZM113 19V18H112ZM117 19V18H116ZM121 19V18H120ZM138 19V18H137ZM140 19V18H139ZM222 19V18H221ZM228 19V21H230ZM243 19H247V18H243ZM250 19H252V17L250 18ZM260 19V18H259ZM258 19V20H259ZM264 19V18H263ZM2 20V23H7L6 22V20L5 21H3V19H1ZM18 20V19H17ZM20 20V19H19ZM18 20V21H19ZM32 20V19H31ZM41 20H42V18H41ZM56 20V19H55ZM63 20H65V19H63ZM63 20H61L62 22H63ZM68 20H69V18H68ZM80 20H83L84 22H85V20L84 19H80ZM80 20H79V23L78 24H80ZM102 20V19H101ZM117 20H119V19H117ZM189 20V19H188ZM200 20V19H199ZM198 20V21H199ZM204 20H206V19H204ZM209 20H211V19H209ZM222 20H224V18L222 19ZM221 20V21H222ZM9 21V20H8ZM29 21H30V19H29ZM34 21V20H33ZM78 21V20H77ZM76 21V22H77ZM82 21V22H83ZM87 21H89V19L87 20ZM92 20L90 19V22H91ZM138 21V20H137ZM140 21V20H139ZM179 21V20H178ZM194 21V20H193ZM207 21V20H206ZM217 21V20H216ZM227 21V22H228ZM245 21V20H244ZM254 21V20H253ZM23 22H24V20H23ZM35 22H38V21H35ZM49 22H51V20L49 21ZM57 22H59L58 20H57ZM65 22H67V21H65ZM83 22V23H84ZM93 22V21H92ZM100 22V21H99ZM102 22V21H101ZM105 22V21H104ZM104 22H102V23H104ZM109 21H107V23H108ZM110 22H111V20H110ZM109 22V23H110ZM113 22H115L114 20H113ZM117 22H119V21H116V24H117ZM186 22V21H185ZM195 22V21H194ZM219 22V21H218ZM223 22H225V21H223ZM235 22V21H234ZM243 22V21H242ZM246 22H248L247 20H246ZM256 22V21H255ZM264 22V21H263ZM30 24H31V22H29ZM54 23H55V21H54ZM101 23V24H102ZM190 23H191V21H190ZM189 23V24H190ZM196 23V22H195ZM201 23H202V21H201ZM210 23V22H209ZM217 23V22H216ZM241 23V22H240ZM244 23V22H243ZM258 23H261V21L260 22H258ZM1 24V23H0ZM8 24V23H7ZM10 24V23H9ZM22 24V23H21ZM29 24V25H30ZM33 24H35V23H32V25ZM44 24H45V22H44ZM59 24V23H58ZM61 24V23H60ZM62 24H64V23H62ZM69 24V23H68ZM72 24H73V22H72ZM78 24H77V26H78ZM98 24V23H97ZM100 24V23H99ZM113 24V23H112ZM121 24H122V21H121ZM194 24V23H193ZM197 24V23H196ZM199 24V23H198ZM208 24V23H207ZM211 24H212V22H211ZM211 24H209V25H211ZM220 24V23H219ZM236 24V23H235ZM245 24V23H244ZM243 24V25H244ZM256 24H257V22H256ZM3 24H1L0 26H2ZM15 25H16V23H15ZM19 25V24H18ZM36 25H38V24H36ZM42 27H43V25L42 24H40ZM40 25H38V26H40ZM46 25V24H45ZM52 26H53V24H51ZM51 25H49V26H51ZM66 25H67V23H66ZM73 25H75V24H73ZM81 25H83V24H81ZM80 25V26H81ZM110 25V24H109ZM108 25V26H109ZM202 26L204 25V24H201ZM208 25V26H209ZM240 25H242V24H240ZM9 26V25H8ZM14 26V25H13ZM33 26H35V25H33ZM47 26V25H46ZM58 26V25H57ZM57 26L55 27V26H53V27H55L56 29H57ZM64 26H65V24H64ZM86 26H87V24H86ZM113 26V25H112ZM112 26H110V28H112ZM115 26V25H114ZM119 26H121V25H119ZM194 26V25H193ZM199 26H200V24H199ZM206 26V25H205ZM213 26H214V24H213ZM238 26L239 25H237V28H238ZM253 26V25H252ZM256 26H258V25H256ZM256 26H254L255 27V29L257 28ZM6 27V26H5ZM15 27V26H14ZM58 27H60V26H58ZM79 27V26H78ZM83 27V26H82ZM91 26L89 25V27H88V32H89V28H90ZM92 27H95V25H92ZM198 27V26H197ZM204 27V26H203ZM207 27V26H206ZM205 27V28H206ZM218 27V26H217ZM222 27H226V26H222ZM250 26H248V28H249ZM253 27V28H254ZM262 27V26H261ZM3 28V27H2ZM7 28V27H6ZM12 28V27H11ZM10 28V29H11ZM16 28H18L17 26H16ZM25 28H27V27H25ZM25 28H23V29H25ZM36 28V27H35ZM45 28H47V27H45L44 26V29ZM51 27H49V29H50ZM86 28V27H85ZM96 28V27H95ZM114 28L115 27H113V30H114ZM117 28V27H116ZM195 28H196V26H195ZM199 28V27H198ZM198 28H197V30H198ZM210 28H212V26L210 27ZM214 28H215V26H214ZM213 28V29H214ZM5 29V28H4ZM31 29H33V27L31 28ZM30 29V30H31ZM37 29V28H36ZM35 29V30H36ZM51 29H53V30H55L54 28H51ZM50 29V30H51ZM108 29H109V27H108ZM192 29H194V27L192 28ZM227 29H229V28H227ZM226 29V30H227ZM251 29V28H250ZM1 30V29H0ZM20 30V29H19ZM34 30V29H33ZM74 30H76V29H74ZM85 30V29H84ZM86 30V31H87ZM95 29L93 28V31H94ZM111 31H112V29H110ZM200 30V29H199ZM202 30V29H201ZM207 30V34H208V31H210V30H208V29H206ZM220 30V29H219ZM225 30V31H226ZM232 31L234 30V28L233 29H231ZM230 30V31H231ZM253 30V29H252ZM251 30V31H252ZM25 30H20V32H24ZM45 31V30H44ZM58 31V30H57ZM60 31V30H59ZM58 31V32H59ZM71 31V30H70ZM70 31H69V33H70ZM72 31H73V28H72ZM92 31V30H91ZM105 31V30H104ZM109 31V30H108ZM194 31V34H196L195 32V29L193 30ZM204 31V30H203ZM215 32L216 31H218V30H214ZM229 31V30H228ZM232 31L231 32H229V33H231L232 35H234L235 37H237L238 35H235V34H237L238 32L236 31V29H235V31L236 32H234V33H232ZM241 33L243 32V35H239V36H244L245 34V32L241 29V30H239ZM255 31V30H254ZM257 31V30H256ZM7 32V31H6ZM9 32H10V30H9ZM12 32H14L13 34H15V33H17V31L15 32V31H12L11 30V33ZM30 32V31H29ZM35 32V31H34ZM33 32V33H34ZM36 32H38L37 30H36ZM42 32V31H41ZM40 32V33H41ZM47 32V31H46ZM45 32V33H46ZM51 32H52V30H51ZM74 32H76V31H74ZM118 32V31H117ZM197 32H199V31H197ZM205 32V31H204ZM213 33L214 34V32L213 31H210L209 33ZM219 32H221V31H219ZM239 32V34H241ZM249 32V31H248ZM1 33H2V30H1ZM10 33V34H11ZM39 33V34H40ZM63 33H67V32H63ZM69 33H67V34H69ZM78 34H79V31L77 32ZM76 33V34H77ZM111 33V32H110ZM203 33V32H202ZM202 33H201V35H202ZM206 33V32H205ZM211 33V34H212ZM217 33V32H216ZM222 34H225V33H223V32H221ZM256 33V32H255ZM18 34H20L19 33V31H18ZM26 34H27V32H26ZM28 34H30V33H28ZM27 34V36H29ZM32 34V33H31ZM44 33L42 32V34L41 35H43ZM51 34H53V33H51ZM51 34H50V36H51ZM59 33H57V34H55L56 36L55 37H58L59 38V35H58ZM73 34V33H72ZM75 34V33H74ZM81 34H82V32H81ZM86 34V33H85ZM134 34V33H133ZM192 34V33H191ZM190 33L188 34V35H186V38H187V36H189V35H191ZM200 34V33H199ZM204 34V33H203ZM217 34H219V33H217ZM226 34H228L227 32H226ZM225 34V35H226ZM230 34V35H231ZM250 34V33H249ZM249 34H247V35H245V36H248ZM257 34V33H256ZM6 35V34H5ZM3 36V35H1V36H3V38H7L8 36ZM24 35V34H23ZM58 35V36H57ZM63 36L65 35V34H62ZM61 35V36H62ZM135 35H136V33H135ZM253 35V34H252ZM260 35H262V34H259L258 36L260 37ZM0 36V37H1ZM9 36H11V35H9ZM14 36V35H13ZM22 36V35H21ZM35 36V35H34ZM37 36V35H36ZM40 36V35H39ZM44 36V35H43ZM46 36V35H45ZM62 36V37H63ZM67 36V35H66ZM73 36V35H72ZM198 36H200V35H198ZM204 36V35H203ZM208 36V35H207ZM224 36V35H223ZM16 37V36H15ZM15 37H13V39L15 38ZM17 37H19L18 35H17ZM30 37H32V35L30 36ZM48 37V36H47ZM79 37V36H78ZM133 38L135 37L134 35L132 36ZM190 37V36H189ZM195 37V36H194ZM202 37V36H201ZM212 37H215V35H213ZM217 37H220L221 38V35L219 36V35H217L216 36V38H214L216 41H217ZM232 37V39H234V41L233 42H231L232 44H230L231 46H229V45H224V48L223 49H221V46H220V44H219V47H214V45H210L209 44V46H213L212 47V50H210L208 47H207V49H208V54H207V52L205 53V56L207 55V60L205 61V62H202L201 64H199L197 67H199V69H200V72L197 70V72H199L200 74H202L201 75V77H200V75H199V77L201 78V80H199V83H200V81H201V83L205 86L204 88L206 89V88H208L209 90H210V94H208V95H204L205 93L204 92H200V87L198 86V85H196V83L195 82H193V83H195V85H196V87L197 88H195L193 85L192 86H189L188 87V84H186V89L184 90V92H189V91H198L197 93H202V95L200 96V97H197L198 99H196V97H195V99H192L191 98V101L190 100H188L189 98H187V97H189V96H187L186 94H184V95H186L185 97L187 98V100L188 101H184L185 99H182V98H184V97H182L181 98V96H180V94L179 93H176L177 91V89H178V91L181 89V90H183V88L181 87L180 89L179 88H176V90H172L173 92H169V91H161V90H159V89H157L156 87H154V86H152L154 89H153V93L152 94H154V95H156V97H158V98H162V99H165L164 100V102L161 100V99H158V100H161L164 104H165V102H167L168 101V103H169V101H171V103L174 105V103H175V106L174 107H176V105H177V107L176 108H178V110L175 112L174 111V113H175V115H174V113H173V111H169L168 109V113L169 112H172V115L173 116H175V127H174V122L172 123L173 125H170V126H173L172 128H168V129H170V130H167L168 132H167V134L166 135H169V136H171L170 138H173V137H180V138H182L183 136L182 135H185L186 134V136H189L190 137V135L189 134H192L191 136L192 137H190V139L191 138H193V137H195V138H197V136H199V135H201V134H203L202 136H203V141H201V139H195V140H193V141H196V142H202L201 144H203V143H207V144H211L212 145V149L213 150H216V148H221V150L220 151H223L222 153H221V155L218 157V155L217 156H213V154H214V152H215V154H217L218 152H219V150L216 152V151H214V152H212V153H210V150L209 149H207L209 146H205V145H207V144H203V145H196L197 147H194L196 150H197V152H198V148L200 147V151H202L201 149H207V151L209 150V154H211V155H209L208 156V154L207 155H205L204 156V153H208V152H206V150H205V152L203 153V156H201L200 157V162L197 160V163L199 164V166L198 165H196V166H198L200 169L198 170V168L196 169L198 172H201V173H203V175L205 174V173H207L208 172V176H207V178H206V180L207 179H209L210 181H212L211 183L209 182L208 184H211L213 187H215V189L218 187H220V186H218L221 182V175H222V173H228V175H229V173H233L234 174V176H235V178H234V176L232 175L231 176V179H236V181L234 182V185H237V187H235V186H233V183L230 181V180H227V181H229V182H231L232 183V185H230V184H225L227 187H225V185L223 186H221L222 187V189H224V192H231L232 194H233V192H235V188L237 189L238 188V186H244V188L246 187V189H244V191L245 190H247V187L249 188V185L250 186H252L253 184H254V176L255 175H257V174H255L254 172H256L257 171V169L254 167V168H252L253 167V165H255V163L257 162L258 164H260L259 162H261V161H259V160H257V161H255L256 159H260V158H258V157H261V159L260 160H262V162L263 163H261L260 164V167H261V165L262 164H264V52H263V50L264 49H261L262 47H264V46H262V43H261V48L259 47L258 48V46H256V44H254L255 45V48L253 47V46H251L252 44L250 43V41H248V40H250V39H248V38H246V37H239V39L238 38H233V36H231ZM28 38V37H27ZM34 39L36 38V37H33ZM51 38V37H50ZM54 38V37H53ZM65 38V37H64ZM63 38V39H64ZM69 38V37H68ZM68 38H65V39H68ZM77 38V37H76ZM85 38H87V37H85ZM136 38V37H135ZM141 38V37H140ZM191 38H193L192 36H191ZM229 37H226V41H227V39H228ZM2 39V38H1ZM0 39V40H1ZM32 39V38H31ZM54 39H57V38H54ZM60 39H62V38H60ZM70 39V38H69ZM74 39H75V37H74ZM83 39V38H82ZM185 39V38H184ZM212 38H210V40H211ZM223 39V38H222ZM231 39V38H230ZM231 39V40H232ZM252 39V38H251ZM258 39V38H257ZM7 40V39H6ZM6 40L5 39H3V41H5L6 42ZM16 40V39H15ZM36 40V39H35ZM58 40V39H57ZM85 40V39H84ZM104 40V39H103ZM187 40V39H186ZM191 40V39H190ZM189 40V41H190ZM198 40H202V39H198ZM209 40V41H210ZM247 40V41H246ZM2 41V42H3ZM8 41V40H7ZM14 41V40H13ZM31 41L32 40H30V39H28V40H23V37H22V40H21V38L19 37L16 41H14V43H16L17 45L16 46H14L13 48H12V46L13 45H11V47L10 48H12L13 50L11 51V52H9L10 54H12L11 56H12V59L10 60V58H11V56H10V54L9 53H6V54H9V57H4V55H3V57H4V61H2V60H0V82H1V85H3L2 84V82H9V81H7V80H5V81H3L4 79H6V78H10V77H12L13 75L14 76H17V75H19V76H21L20 74H21V72H18V69H19V71H22V70H24V68H25V73L26 72H30L31 70V72H33L34 71V69L37 67V68H42V69H44V67H47V66H45L44 64H46V63H44L42 60H39V59H37V60H35L36 58H34V54L32 53V52H34L33 50V44L31 43ZM67 41V40H66ZM65 41V42H66ZM77 41H78V38H77ZM80 41V40H79ZM205 41H206V39H205ZM219 41H221V40H219ZM225 41V40H224ZM1 42V41H0ZM3 42V43H0L1 45H0V47L3 45V44H6V43H8V42ZM10 42V41H9ZM65 42H63L62 43V45L63 44H66ZM67 42H71V41H67ZM196 42H197V39H196ZM229 42V41H228ZM253 43L254 42H257V41H252ZM262 42H264V41H262ZM12 43V42H11ZM35 43V45H37L36 44V42H34ZM78 43V42H77ZM80 43V42H79ZM78 43V44H79ZM184 43H188L189 45L190 44H193V41H191V42H184ZM198 43V42H197ZM196 43V44H197ZM207 43H208V41H207ZM213 43H214V41H213ZM222 43V42H221ZM240 43H241V46H243V45H245L244 47H245V49H243L244 47H241L242 48V50L240 51V47H236V46H234V45H240ZM242 43H244V44H242ZM251 44V45H249V48L247 47L248 45L247 44ZM9 44V43H8ZM13 44V43H12ZM69 44V43H68ZM86 44V43H85ZM88 44V43H87ZM206 44V43H205ZM216 44H218L217 42H216ZM227 44V43H226ZM229 44V43H228ZM259 44V43H258ZM257 44V45H258ZM10 45V44H9ZM73 45H75V43L73 44ZM82 45H84V44H82ZM94 45V44H93ZM137 45V44H136ZM186 45V44H185ZM193 45H195V44H193ZM192 45V46H193ZM247 45V46H246ZM260 45V44H259ZM7 46V45H6ZM64 46V45H63ZM67 46V45H66ZM70 46V45H69ZM68 46V47H69ZM79 47H80V44L78 45ZM98 46V45H97ZM196 46H199L198 44L196 45ZM206 46H208V45H206ZM216 46V45H215ZM218 46V45H217ZM223 46V45H222ZM229 46V47H228ZM5 47V46H4ZM61 47V46H60ZM75 47H77L76 45H75ZM89 47H91V49H92V44H91V46H89ZM89 47H87V48H89ZM95 47V46H94ZM98 47H100V45L98 46ZM102 47V46H101ZM105 47V46H104ZM118 47H120V46H118ZM186 47V46H185ZM203 47V46H202ZM247 47V48H246ZM9 47H7L5 50H9L8 49ZM34 48H35V46H34ZM38 48V47H37ZM36 48V49H37ZM40 48V47H39ZM38 48V49H39ZM63 48H65V47H63ZM82 48H84V47H82ZM81 48V49H82ZM112 48V47H111ZM110 48V50H112ZM113 51L115 50V46L113 45ZM187 48H189L190 49V47H187ZM186 48V49H187ZM200 48V47H199ZM214 48V49H213ZM240 48V49H239ZM2 49V48H1ZM74 49V48H73ZM73 49H71V50H73ZM91 49H88V50H91ZM103 49V48H102ZM119 50H121L120 48H118ZM137 49V48H136ZM185 49V50H186ZM188 49V50H189ZM205 48H203V50H204ZM2 50H4V49H2ZM41 50V49H40ZM63 50V49H62ZM66 50V49H65ZM64 50V54H66V53H68V48H67V52ZM106 50V49H105ZM119 50H117V51H119ZM123 50H126V49H123ZM123 50H121V52L123 51ZM140 50V49H139ZM184 50V51H185ZM200 50V52L199 51H197L198 53H200V54H198V53H196L195 51H193V53H194V55L192 54V53H190V55L192 54L193 55V59L192 60H194V57H195V59H198L199 57H197V56H202V54H204L203 53V50L202 49H199ZM74 51H76V50H74ZM73 51V52H74ZM84 51H86V50H84ZM95 51V50H94ZM116 51V52H117ZM127 51L128 50H126V52H124V53H127ZM134 51H135V49H134ZM168 51V50H167ZM191 51H192V48H191ZM201 51H202V53H201ZM205 51V50H204ZM7 52V51H6ZM48 52V51H47ZM71 52V51H70ZM69 52V53H70ZM78 52V51H77ZM77 52H74V53H77ZM92 52H93V50H92ZM102 52V51H101ZM109 53H110V51H108ZM120 52V53H121ZM129 53H130V51H128ZM140 52H142L141 50H140ZM185 52H187V51H185ZM35 53V52H34ZM61 53H62V51H61ZM80 53H82L81 51H80ZM85 53V52H84ZM87 53V52H86ZM88 53H90V52H88ZM102 53H105V52H102ZM102 53H100V54H102ZM111 53H112V51H111ZM114 53V52H113ZM112 53V54H113ZM119 53V52H118ZM137 53V52H136ZM143 53V52H142ZM142 53H141V56H142ZM168 53V52H167ZM180 53V52H179ZM43 54V53H42ZM44 54L46 55V54H48V53H46V52H44ZM71 54H73V53H71ZM78 54V53H77ZM83 54V53H82ZM92 54V53H91ZM96 54V53H95ZM95 54H94V56H95ZM123 54V53H122ZM170 54H171V52H170ZM176 54V53H175ZM183 54V53H182ZM37 55V54H36ZM45 55H43L44 57H47V56H45ZM66 55H68V54H66ZM66 55H64V56H66ZM76 55V54H75ZM75 55H74V57H75ZM105 55H107V54H105ZM108 55H111V54H108ZM115 55V54H114ZM125 55H127V54H125ZM128 55H130V54H128ZM164 55H166V56H168L167 54H165L164 53ZM180 55V54H179ZM185 55V54H184ZM191 55V56H192ZM1 56H2V53H1ZM37 56H39V55H37ZM40 56H41V54H40ZM61 56H63V55H61ZM88 56V55H87ZM92 56V55H91ZM96 56H97V54H96ZM119 57L121 56V55H118ZM204 56V55H203ZM202 56V57H203ZM42 57V56H41ZM58 57V56H57ZM68 57H71V56H68ZM77 57V56H76ZM75 57V58H76ZM84 57V56H83ZM89 57V56H88ZM93 57V56H92ZM92 57H90V59H92ZM102 57V56H101ZM110 57V56H109ZM116 56H114V58H115ZM127 57V56H126ZM165 57V56H164ZM181 57V56H180ZM183 57H187L186 55L185 56H183ZM190 57V56H189ZM9 58V59H8ZM48 58V57H47ZM50 59H51V57H49ZM116 58H118V57H116ZM146 58H148V57H146ZM178 58V60H179V57H177ZM0 59H3V58H0ZM5 59H8V60H6L5 61ZM78 59V58H77ZM77 59H75V60H77ZM88 59V58H87ZM111 59H113V58H111ZM111 59H110V61H111ZM126 59V58H125ZM145 59V58H144ZM143 59V60H144ZM185 58H183L182 60H184ZM188 59V58H187ZM199 59H201V58H199ZM202 59H206V58H202ZM10 60V61H9ZM53 60L55 61V60H58V59H54L53 58ZM63 60H65L64 58H63ZM73 60V59H72ZM72 60H71V62H72ZM74 60V61H75ZM92 60H96V59H92ZM99 60H101V59H99ZM99 60H97V61H99ZM113 60H116V59H113ZM133 60V59H132ZM190 60H191V58H190ZM46 61V60H45ZM47 61H49L48 59H47ZM66 61V60H65ZM69 61V60H68ZM82 62L84 61L83 59L81 60ZM88 61V60H87ZM91 61V60H90ZM147 61V60H146ZM180 61H181V59H180ZM187 61V60H186ZM186 61H183V62H186ZM200 61V60H199ZM203 61V60H202ZM67 62V61H66ZM65 62V63H66ZM76 62H78V61H75V62H73V64H75ZM96 62V61H95ZM108 62H109V58H108ZM182 62V63H183ZM191 62H195V61H191ZM201 62V61H200ZM57 63H59L58 61H57ZM64 63V62H63ZM85 63H87V62H85ZM92 63V62H91ZM99 63H101V62H99ZM181 62H180V65L182 64ZM188 62H186V64H187ZM197 63V62H196ZM56 64V63H55ZM54 64V65H55ZM59 64H62V63H59ZM71 64V63H70ZM79 64V63H78ZM95 64V63H94ZM97 64V63H96ZM129 64H131L130 62H129ZM132 64H134V63H132ZM16 65L17 66H22L23 67V69L22 70H20V68H14V67H16ZM47 65V64H46ZM48 65H51V64H48ZM86 65V64H85ZM90 64L88 63V66H89ZM193 65V64H192ZM36 66V67H35ZM42 66H44V67H42ZM58 66V65H57ZM80 66H82V65H80ZM80 66H77L78 68H81ZM96 66V65H95ZM98 66V65H97ZM191 66V65H190ZM196 66V65H195ZM69 67V66H68ZM73 67H75V65L73 66ZM84 67H87V66H84ZM183 67V66H182ZM196 67V68H197ZM58 68V67H57ZM56 68V69H57ZM70 68V67H69ZM93 68H95V67H93ZM194 69H195V67H193ZM12 69V70H11ZM14 69V70H13ZM15 69H17V70H15ZM49 69V68H48ZM74 69H77L76 67L74 68ZM74 69H72V71H74ZM91 69V68H90ZM96 69V68H95ZM198 69V68H197ZM36 70V69H35ZM38 70V69H37ZM41 70V69H40ZM40 70H38V71H40ZM47 70V69H46ZM51 69H49V71H50ZM80 70V69H79ZM87 71L89 70V69H86ZM196 70V69H195ZM194 70V71H195ZM24 71H22V72H24ZM41 71H43V70H41ZM54 71V70H53ZM63 71V70H62ZM81 71H82V69H81ZM80 71V72H81ZM83 71H85V70H83ZM93 71H95V70H93ZM35 72V71H34ZM56 72H57V70H56ZM56 72H54V73H56ZM63 72H65V71H63ZM69 72H71V71H69ZM86 72V71H85ZM90 73L89 74H91V71H89ZM20 73V74H19ZM36 73V72H35ZM42 73H45V72H42ZM50 73V72H49ZM48 73V74H49ZM53 73V72H52ZM73 73V72H72ZM92 73H94V72H92ZM96 73V72H95ZM199 73H196V74H199ZM31 74V73H30ZM38 74V72L36 73V74H32V75H37ZM40 74V73H39ZM74 74V73H73ZM82 74H86V73H82ZM99 73H97V75H98ZM195 74V75H196ZM24 75V74H23ZM26 75H28V73H26ZM44 75V74H43ZM52 75V74H51ZM58 75H60V74H58ZM68 75H70L69 73H68ZM68 75H65L64 74V76H68ZM75 75V74H74ZM78 75V74H77ZM88 75V74H87ZM93 75V74H92ZM109 75V74H108ZM147 75V74H146ZM39 76V75H38ZM49 76V75H48ZM53 76V78L55 79V76L54 75H52ZM57 76V75H56ZM70 76H72V75H70ZM78 76H80V75H78ZM94 76L96 77V75L94 74ZM112 76V75H111ZM110 76V77H111ZM139 76H140V74H139ZM142 76V75H141ZM140 76V77H141ZM23 77H25V76H23ZM23 77H21V78H23ZM27 77V76H26ZM32 77V76H31ZM42 77V76H41ZM49 77H51V76H49ZM85 77V76H84ZM99 76H97L96 78H98ZM139 77V78H140ZM147 77V79H148V77L149 76H146ZM146 77H144V79L146 78ZM197 77V76H196ZM19 78V77H18ZM34 78V77H33ZM39 78H40V76H39ZM38 78V80H40ZM43 78V77H42ZM62 78V77H61ZM67 78V77H66ZM70 78V77H69ZM95 78V79H96ZM101 78H103L104 79V77H101ZM115 78V77H114ZM138 78V80H141V79H139ZM198 78V77H197ZM199 78V79H200ZM14 79H17L16 77H14ZM57 79H59V78H57ZM64 80H66L65 78H63ZM71 79V78H70ZM74 79V78H73ZM83 79V78H82ZM87 79V78H86ZM86 79H84V82H85V80ZM90 79V78H89ZM93 78H91V80H92ZM111 79H113V78H111ZM132 79H133V77H132ZM135 79V78H134ZM153 79V78H152ZM178 79V78H177ZM177 79L175 78V80H176V82L177 83H175V85H171L172 87H171V89L173 88H175L176 86L178 87V85H176V84H179V85H182L183 83H184V81H183V78H182V81H181V78L177 81ZM12 80V78H10V81ZM20 80V79H19ZM35 80V79H34ZM37 80V81H38ZM45 81L47 80L46 79V77H45V79H44ZM69 80V79H68ZM67 80V81H68ZM122 79H120V81H121ZM157 80V79H156ZM174 80V81H175ZM189 81L190 80H192V79H188ZM187 80V81H188ZM15 81L16 80H14L13 82H11V83H15ZM23 81V80H22ZM22 81H20V82H22ZM27 81V80H26ZM26 81H24V82H26ZM31 81H33V80H31ZM30 81V82H31ZM42 81V80H41ZM44 81V82H45ZM57 81H61V80H57ZM56 80H55V82H57ZM63 81V80H62ZM76 81V80H75ZM89 81V80H88ZM99 81V80H98ZM101 81V80H100ZM129 81V80H128ZM143 81V80H142ZM146 81V80H145ZM152 81V80H151ZM172 81H173V79H172ZM186 81V80H185ZM28 82V81H27ZM43 82V83H44ZM50 82V81H49ZM53 82V81H52ZM73 82V81H72ZM95 82H96V80H95ZM102 82V81H101ZM100 82V83H101ZM105 82V81H104ZM117 82H119V81H117ZM131 82V81H130ZM146 82H148V81H146ZM157 82H158V80H157ZM29 83V82H28ZM35 83V82H34ZM34 83H32V84H34ZM41 83V82H40ZM40 83H39V85L38 86H40ZM42 83V84H43ZM45 83H47V85H48V82H45ZM59 83V82H58ZM57 83V84H58ZM70 83V82H69ZM68 83V84H69ZM82 83H83V81H82ZM86 83H87V81H86ZM85 83V84H86ZM100 83H98V84H100ZM107 83H108V85H110L109 84V82L107 81ZM127 83V82H126ZM137 83V82H136ZM142 83V82H141ZM155 83V82H154ZM168 83H170V82H168ZM187 83V82H186ZM189 83V82H188ZM4 84H6V83H4ZM16 84V83H15ZM20 84V83H19ZM52 85H53V83H51ZM57 84H55V86H57ZM62 84V83H61ZM74 84V83H73ZM89 84V83H88ZM98 84H96V85H98ZM113 84V83H112ZM116 84H118V83H116ZM120 84V83H119ZM123 84V83H122ZM125 84V83H124ZM129 84V83H128ZM143 84H145V83H143ZM148 84V83H147ZM151 84H153V83H151ZM156 84V83H155ZM161 84V83H160ZM191 84V83H190ZM1 85H0V87H1ZM7 85H9V84H7ZM17 85V84H16ZM31 85V84H30ZM45 85V84H44ZM62 85H65V83L64 84H62ZM71 85V84H70ZM75 85H78V84H75ZM81 85V84H80ZM92 85V84H91ZM105 86H106V82H105V84H104ZM150 85V84H149ZM154 85V84H153ZM184 85V84H183ZM182 85V86H183ZM201 85V84H200ZM3 86H5V85H3ZM15 86V85H14ZM26 86V85H25ZM32 86H34V85H31V87ZM46 86V85H45ZM49 86V85H48ZM74 86V85H73ZM73 86H72V88H73ZM82 86V85H81ZM83 86H84V84H83ZM85 86H87V85H85ZM92 86H94V85H92ZM100 86H102V84H100ZM126 86V85H125ZM147 86V85H146ZM151 86H149V88L151 87ZM164 85H162V87H163ZM169 86H170V84H169ZM11 87H13V85L11 86ZM15 87H17V86H15ZM47 87V86H46ZM45 87V88H46ZM50 87V86H49ZM57 87H59L60 89L62 88V87H65V86H62V87H60V86H57ZM78 87H80V86H78ZM77 87V88H78ZM112 87H113V85H112ZM114 87H116V86H114ZM114 87H113V89H112V92H113V90H114ZM122 87V86H121ZM133 87H135V86H133ZM132 87V88H133ZM158 87H161V86H158ZM165 87V86H164ZM168 87V86H167ZM6 88H8V87H6ZM19 88H21V87H19ZM23 88H24V86H23ZM44 88V89H45ZM48 88V87H47ZM46 88V89H47ZM68 89H66V90H69V87H67ZM71 88V89H72ZM90 88H92L91 86H90ZM100 88V87H99ZM139 87L137 86V88L135 87V89L136 90H138L139 92H141L139 89H138ZM140 88L141 89H143V87H141L140 86ZM203 88V87H202ZM201 88V89H202ZM2 89V88H1ZM16 89H18V88H16ZM53 89V88H52ZM51 89V90H52ZM56 89H58V88H56ZM81 89H83V88H81ZM80 88H79V90L80 91H84V90H81ZM84 89H85V87H84ZM87 89H89V88H87ZM94 89V88H93ZM102 89H104V88H102ZM110 89V88H109ZM117 89V88H116ZM123 89V88H122ZM151 89V88H150ZM164 89V88H163ZM166 89H169V88H166ZM8 90H11V89H8ZM12 90H14V88L12 89ZM24 90V89H23ZM35 90V89H34ZM38 90V89H37ZM42 90V89H41ZM55 90V89H54ZM63 90V89H62ZM73 90H75V89H73ZM72 90V91H73ZM107 90V89H106ZM121 90V89H120ZM120 90H117L119 93L121 92ZM170 90V89H169ZM19 91V90H18ZM26 91H28L27 90V88H26ZM26 91H25V93H26ZM30 91H32L31 89H30ZM40 91V90H39ZM44 91V90H43ZM47 92H48V94H49V91L48 90H46ZM59 91H61V90H59ZM111 91V90H110ZM116 91V90H115ZM133 91V90H132ZM152 91V90H151ZM202 91V90H201ZM204 91H206V90H204ZM6 92V91H5ZM17 92V91H16ZM46 92V93H47ZM56 92H58V91H56ZM55 92V93H56ZM67 92V91H66ZM91 92H93V91H91ZM95 92V91H94ZM123 92V91H122ZM121 92V93H122ZM125 92V91H124ZM127 92H129V91H127ZM133 92H135V90L133 91ZM184 92H181V95H182V93H184ZM195 92V93H196ZM209 92V91H208ZM2 93H4V92H2ZM1 92H0V94H2ZM7 93V92H6ZM18 93V92H17ZM23 93H24V91H23ZM34 93H36V92H34ZM42 93V92H41ZM54 93V92H53ZM54 93V94H55ZM64 93V92H63ZM68 93V92H67ZM117 93V92H116ZM132 93V92H131ZM136 94H137V92H135ZM143 93H145V92H142V94H140V93H138V98L140 97V95H141V97H143ZM150 93V92H149ZM194 93V94H195ZM40 94V92L36 95V96H38ZM51 94V93H50ZM49 94V95H50ZM59 94V93H58ZM66 94V93H65ZM69 94V93H68ZM70 94H72L71 92H70ZM133 94V93H132ZM136 94H134V95H136ZM148 94V93H147ZM146 94V95H147ZM189 94V93H188ZM191 94H192V92H191ZM7 95V94H6ZM5 95V96H6ZM20 95H23V94H20ZM27 95V94H26ZM44 95V94H43ZM51 95H53V94H51ZM57 95V94H56ZM55 95V96H56ZM67 95V94H66ZM75 95V94H74ZM74 95H72V97H69V98H73V96ZM145 95V94H144ZM149 95V94H148ZM148 95H147V97H148ZM151 95V94H150ZM193 95V94H192ZM2 96V95H1ZM9 96V95H8ZM14 96H16V95H14ZM28 96V95H27ZM27 96H23V97H27ZM30 96V95H29ZM32 96H34V95H32ZM31 96V97H32ZM45 96H46V94H45ZM54 96V95H53ZM62 96V95H61ZM70 96V95H69ZM78 96H79V99H77L76 101V105H75V107L76 108H78V107H80V105H81V103L83 102L84 103V101H86V99H88L87 97V94H84V93H82V92H78ZM78 96H76L77 98H78ZM195 96V95H194ZM17 97H19V96H17ZM35 97V96H34ZM39 97V96H38ZM52 97V96H51ZM57 97V96H56ZM64 97V96H63ZM146 97V96H145ZM191 97V96H190ZM1 98V97H0ZM2 98H4V97H2ZM6 98V97H5ZM9 98H11V96L9 97ZM13 98H15V97H13ZM21 98H22V96H21ZM20 98V99H21ZM48 98V97H47ZM47 98H45L46 100H47ZM68 97H66V99H67ZM68 98V99H69ZM75 98V97H74ZM8 99V98H7ZM17 99V98H16ZM37 99V98H36ZM41 99V98H40ZM52 99V98H51ZM51 99H49V100H51ZM59 99V98H58ZM137 99V98H136ZM140 99V98H139ZM142 99H144V97L142 98ZM142 99H140V100H142ZM148 99H150L151 101L153 100L152 98H150V97H148ZM11 101H14V102H18V105H19V101H15V100H13V99H10ZM26 101L28 100V99H25ZM35 100V99H34ZM73 100V99H72ZM127 100V99H126ZM130 100V99H129ZM145 100H147V99H145ZM157 100V99H156ZM158 100L157 101H155V102H157V106H160V105H158ZM2 101V100H1ZM8 101V100H7ZM22 101H23V98H22ZM29 101H31V100H29ZM37 101V100H36ZM35 101V102H36ZM40 101H43V103L42 104H39L38 106L40 107V106H42L46 101H44L43 99H41ZM52 101H53V99H52ZM60 101V100H59ZM65 103H66V101L65 100H63ZM122 101V100H121ZM128 101V100H127ZM126 101V102H127ZM154 101V100H153ZM4 102H5V100L3 99V104H4ZM10 102V101H9ZM50 102V101H49ZM70 102H72V101H70ZM145 102H147V101H145ZM1 103V102H0ZM6 104H7V102H5ZM30 103V105H31V102H29ZM32 103H34V102H32ZM38 103V102H37ZM41 103V102H40ZM68 103H69V101H68ZM121 103H125V102H121ZM120 103V104H121ZM128 103V102H127ZM167 103V104H168ZM171 103H169V104H171ZM3 104H1V105H3ZM11 104H13L12 102H11ZM46 104L48 105V103L46 102ZM50 104V103H49ZM85 104V103H84ZM87 104V103H86ZM145 104V103H144ZM143 104V105H144ZM151 104V103H150ZM156 104V103H155ZM154 104V105H155ZM161 104V103H160ZM17 105V104H16ZM24 105H25V103H24ZM26 105H28V104H26ZM55 105V104H54ZM68 105V104H67ZM69 105H73V103L72 104H69ZM147 105V104H146ZM152 105V104H151ZM8 106V105H7ZM12 106V105H11ZM13 106H14V104H13ZM46 106V105H45ZM51 106V105H50ZM74 106V105H73ZM83 106V105H82ZM86 107H87V105H85ZM119 106H122V105H119ZM168 106V105H167ZM166 105H165V107H167ZM16 107V106H15ZM35 107V104H34V106H32V109ZM56 107V106H55ZM67 107H69V106H67ZM71 107V106H70ZM84 107V106H83ZM125 107H127L126 105L123 107V108H125ZM144 107V106H143ZM156 107V106H155ZM173 107V108H174ZM19 108H20V106H19ZM18 107H17V109H19ZM22 108V107H21ZM21 108H20V110H21ZM27 107H25V109H26ZM36 108L38 109V107L36 106ZM43 107H41V109H42ZM49 108V107H48ZM73 108V107H72ZM76 108H73V109H76ZM132 108H134V107H132ZM136 108V107H135ZM154 108V107H153ZM158 108H161V107H158ZM167 108H171L170 106L169 107H167ZM172 108V109H173ZM9 109H12V108H9ZM24 109V110H25ZM45 109V108H44ZM53 109H55L54 107H53ZM53 109L51 110V109H49L50 110V112H53ZM66 109H68L67 111H70V108H66ZM118 109H119V107H118ZM120 109H122V107L120 108ZM128 108H126V110H127ZM142 109V108H141ZM157 109V108H156ZM162 109H164V108H162ZM19 110V111H20ZM46 110V109H45ZM48 110V109H47ZM49 110H48V112H49ZM79 110H82V109H80L79 108ZM113 110H115V108L113 109ZM124 111H125V109H123ZM131 110H133V109H131ZM147 110V109H146ZM159 110V109H158ZM166 110V111H167ZM173 110H176V109H173ZM0 111H1V108H0ZM13 111V110H12ZM19 111H18V114H19ZM37 111H43V110H37ZM118 111V110H117ZM135 111V110H134ZM153 111H155V110H153ZM153 111H151V112H153ZM161 111H163V110H161ZM160 111V112H161ZM6 112V111H5ZM8 112H10V110L8 111ZM8 112H6V113H8ZM28 112V111H27ZM32 112H35V111H32ZM55 112H57V111H55ZM66 112V111H65ZM74 112V111H73ZM75 112H76V110H75ZM127 112H129V111H127ZM165 112V111H164ZM164 112H162V113H164ZM11 113V112H10ZM26 113V112H25ZM36 113V112H35ZM68 113V112H67ZM71 113H72V111H71ZM115 114L117 113V112H114ZM137 113V112H136ZM5 113H4V111H3V114H1V115H4ZM16 114V113H15ZM18 114H17V116H18ZM29 114V113H28ZM30 114H32L31 112H30ZM36 114H38V113H36ZM41 113L39 112V115H40ZM50 114V113H49ZM48 114V115H49ZM56 114V113H55ZM55 114H54V116H55ZM57 114H59L58 112H57ZM73 114V113H72ZM117 114H119V113H117ZM124 114V113H123ZM127 114V113H126ZM130 114H132L133 115V112H131V113H129V114H127V115H130ZM148 114H149V112H148ZM6 115V114H5ZM22 115V114H21ZM27 115V114H26ZM43 115V114H42ZM44 115H46L45 114V111H44ZM64 115V114H63ZM65 115H67V116H69V113L68 114H66L65 113ZM64 115V116H65ZM114 115V114H113ZM120 115H122V113L120 114ZM159 115V114H158ZM171 115V116H172ZM7 116V115H6ZM28 116V115H27ZM37 116V115H36ZM66 116V117H67ZM134 116V115H133ZM172 116V117H173ZM3 117H5V116H3ZM13 117H16V116H13ZM12 117V118H13ZM40 117V116H39ZM42 117V116H41ZM65 117V118H66ZM129 117H132V116H128V118ZM163 117H165V116H163ZM162 117V118H163ZM170 117V116H169ZM9 118H10V116H9ZM12 118H10V120H8L7 122H1L0 123V138L2 139H6L5 141H7L9 138L10 139H18L20 142H22L21 143V146L20 147H22V149H23V151H25V149H26V152H24V154L21 156V157H19V159L18 158H16L17 160H14V161H16L17 162V164H16V162H15V165H13V166H16V167H18L19 168V170L22 168H20V164L21 163H24V162H29L31 159H32V157H34V154L32 155L31 154V152L29 151V149H30V144H29V142L32 140V141H34L35 140V138H37L38 137V134L39 133H37V132H35V131H33V133L34 134H37V135H35V136H37V137H35L34 138V140L33 139H31V138H33V133H32V130H30L31 132H29V130L27 131V130H25L24 129V127H23V129L21 128V123H20V121H19V123H13V121H15V119H12ZM33 118V117H32ZM32 118H30L31 120H33ZM43 118V117H42ZM54 118V117H53ZM60 118H61V115H60ZM134 118V119H133ZM132 119L133 120H135V118H137L136 120V122L134 123V125L133 126H135V124L139 121L138 120V115L136 116L135 115V117H133ZM22 119H23V117H22ZM24 119H26V118H24ZM29 119V118H28ZM28 119H26V120H28ZM59 119V118H58ZM67 119H70V118H67ZM67 119H66V121H67ZM165 119V118H164ZM1 120V119H0ZM6 120V119H5ZM17 120V119H16ZM26 120H23V121H26ZM35 120H37V119H35ZM38 120H40V119H38ZM38 120L36 121V122H38ZM55 120H57V119H55ZM60 120V119H59ZM165 120H167V121H170V120H168V119H165ZM174 120V117H173V119H171V121H173ZM62 121V120H61ZM17 122V121H16ZM22 122V121H21ZM110 122V121H109ZM131 122V121H130ZM111 123H113L112 121H111ZM164 123V122H163ZM167 123V122H166ZM35 124H37V123H35ZM43 124V123H42ZM62 124V123H61ZM99 124V123H98ZM170 124V123H169ZM24 125H27V124H24ZM30 125V124H29ZM65 125H67V124H65ZM65 125H64V128H65ZM103 125V124H102ZM101 125V126H102ZM106 124H104L103 126H105ZM108 125H110L111 126V124H108ZM131 125V124H130ZM138 125V124H137ZM144 125H146V124H144ZM167 125H168V123H167ZM31 127H33L32 126V123H31V125H30ZM35 126V125H34ZM38 126V125H37ZM63 126V125H62ZM69 126V125H68ZM76 126V125H75ZM77 126H79V125H77ZM83 126V125H82ZM81 126V127H82ZM94 126H96V125H93V127ZM100 126V125H99ZM100 126V127H101ZM110 126H105V127H110ZM124 126H128L127 125V123L124 125ZM147 126H149V125H147ZM156 126V125H155ZM157 126H160V125H158L157 124ZM38 127H40L39 129H42L41 128V125L40 126H38ZM45 127V126H44ZM84 127V129H85V126H83ZM96 127H98V126H96ZM112 127V126H111ZM131 127V126H130ZM138 127H139V125H138ZM164 127V126H163ZM35 128V127H34ZM62 128V127H61ZM67 128V127H66ZM71 129H72V127H70ZM79 128H80V126H79ZM89 128H91V127H89ZM113 128V127H112ZM115 128V127H114ZM118 128V127H117ZM117 128L115 129L116 131H117ZM124 128V127H123ZM134 128V127H133ZM28 129H30L29 127H28ZM47 129H48V127H47ZM59 129V128H58ZM81 129V128H80ZM83 129V128H82ZM83 129V130H84ZM87 129V128H86ZM99 129V128H98ZM122 129V128H121ZM120 129V130H121ZM126 129V128H125ZM152 129V128H151ZM153 129H155V128H153ZM164 129H166V128H163V130ZM44 130V129H43ZM60 130V129H59ZM64 130V129H63ZM74 130H76V129H74ZM82 130V131H83ZM109 130H111V129H109ZM114 130V131H115ZM130 130V129H129ZM133 130V129H132ZM147 130V129H146ZM159 130V129H158ZM42 131V130H41ZM45 132H46V130H44ZM43 131V132H44ZM68 131H73V130H68ZM122 131V130H121ZM125 131V130H124ZM124 131H123V133H124ZM127 131H128V129H127ZM126 131V132H127ZM134 131V130H133ZM148 131V130H147ZM146 131V132H147ZM151 131V130H150ZM40 132V131H39ZM109 132H113V131H109ZM117 132H120L119 130L117 131ZM135 132V131H134ZM41 133V132H40ZM61 133H64V131L62 132L61 131ZM68 133V132H67ZM79 133H81V132H79ZM86 133V132H85ZM114 133V132H113ZM122 133V134H123ZM128 133V132H127ZM130 133H131V131H130ZM164 133H166V130L164 131ZM65 134V133H64ZM83 134V133H82ZM107 134V133H106ZM116 135H118V133H115ZM149 134H151V133H148V135ZM153 134V133H152ZM73 135H75V134H72V136ZM77 135V134H76ZM75 135V136H76ZM141 135V134H140ZM164 135V134H163ZM195 135V136H194ZM69 136V135H68ZM78 136V135H77ZM76 136V137H77ZM80 136V135H79ZM78 136V137H79ZM84 135H82L81 137H80V139L83 137ZM112 136V135H111ZM115 136V135H114ZM125 136V135H124ZM123 136V138H125ZM126 136H129L130 137V135L128 134H126ZM135 136V135H134ZM144 136H146L145 134H144ZM143 136V137H144ZM150 136V135H149ZM152 136V135H151ZM154 136V135H153ZM157 136L158 135H156V138H157ZM173 136V137H172ZM185 136V137H186ZM135 137H137V136H135ZM135 137H132V135H131V138H135ZM184 137V138H185ZM189 137H188V139H189ZM117 138H119V137H117ZM142 138V137H141ZM184 138H182L183 140H185ZM199 138H202V137H200L199 136ZM0 139V140H1ZM2 139V140H3ZM9 139V140H10ZM15 139V140H16ZM30 139V140H29ZM77 139V138H76ZM127 139H130V138H128L127 137ZM126 139V140H127ZM177 139V138H176ZM187 139V140H188ZM77 140H79V139H77ZM119 140V139H118ZM121 140H123V139H121ZM133 140V139H132ZM168 140H172V139H169V137H168ZM178 140H180L179 138H178ZM187 140H185L186 142H187ZM200 140V141H199ZM32 141L30 142V143H32ZM176 141V140H175ZM185 141H183V142H185ZM192 141V140H191ZM241 141H242V143L244 142V146H245V143H247L250 147H252V148H249L248 146H245V147H247V148H245V149H247V151L248 152H250L251 153V151H249V150H253L252 151V155H250L249 157H247L246 156V154L245 153H243V152H241L242 150H243V148H241L240 149V147H238L239 146V144L241 143ZM3 142V141H2ZM8 142V141H7ZM15 142V141H14ZM123 142V141H122ZM180 142V141H179ZM185 142V143H186ZM189 142V141H188ZM112 143H114V142H112ZM149 143V142H148ZM154 143H155V141H154ZM182 143V142H181ZM185 143H182L183 145L182 146H184L185 145ZM195 143V142H194ZM238 143V144H237ZM242 143L240 144V145H242ZM3 144H6V143H3ZM15 144V143H14ZM18 144V143H17ZM35 144V143H34ZM110 144V143H109ZM108 144V146H110ZM121 144H123V143H121ZM128 144V143H127ZM153 144V143H152ZM159 144V143H158ZM187 144V143H186ZM192 144V143H191ZM197 144V143H196ZM16 145V144H15ZM31 145H33V143L31 144ZM36 145V144H35ZM118 145H120L119 143L118 144H113V145H111L110 147H108L107 146V148L106 149H104V154L103 155H100L99 156V159H101L102 157V159H101V161L102 160H104L105 161V163L107 164V163H109V165L110 164H112V163H118L117 161L118 160H122L121 162H119L118 164L120 165V163H124V161H125V164L127 165V161H130V160H124L123 161V159H124V157H126V155L128 154V153H130V151L128 152V151H126V149L127 148H129V147H127V146H130V145H127V146H123V145H121V146H118ZM146 145V144H145ZM149 145V144H148ZM155 145V144H154ZM165 145V144H164ZM190 145V144H189ZM210 145V146H211ZM242 145V146H243ZM4 146H8V145H4ZM11 146H13V145H11ZM34 146V145H33ZM150 146H151V143H150ZM161 146H163V145H161ZM178 146H180L181 147V149L183 148V149H185L184 147H182L181 145H179L178 144ZM193 146V145H192ZM9 147L10 146H8V147H6V148H8V151H6V148H3V149H1L2 151H6L5 153H1V154H5V155H0L1 157L3 156V157H6V153H9V152H11L10 154H12L11 156L12 157H15V155H17V154H13L14 152H18L19 151V155L21 154V153H23V151H22V149L20 148V150L22 151L21 153H20V150H18V149H15V150H17V151H13L14 150V147H11V148H13V150H9ZM15 147H17V145L15 146ZM155 147H156V145H155ZM157 147H159V146H157ZM201 147H204V148H201ZM206 147V148H205ZM238 147V148H237ZM1 148V147H0ZM18 148V147H17ZM33 148V147H32ZM126 148V149H125ZM143 148H145V147H143ZM150 148H153L152 146L150 147ZM160 148V147H159ZM193 148V147H192ZM248 148H249V150H248ZM36 149V148H35ZM155 149V148H154ZM161 149V148H160ZM180 149V148H179ZM238 149V150H237ZM30 150H32V149H30ZM34 150V149H33ZM70 150V149H69ZM131 150V149H130ZM146 150H148V149H146ZM152 150V152H153V149H151ZM165 150H166V148H165ZM195 150V151H196ZM203 150V151H204ZM212 150V151H213ZM13 151V152H12ZM28 151V152H27ZM144 151V150H143ZM155 151V150H154ZM181 151V150H180ZM179 151V152H180ZM33 152H36V150L35 151H33ZM32 152V153H33ZM75 152V151H74ZM147 152H149V151H144V153H147ZM181 152H183V151H181ZM180 152V153H181ZM235 152H241V155L243 154H245V157H247V158H249L248 160H242V158H245L244 156H242V158H241V160H239V158H240V156L238 155V154H240V153H235ZM253 152H254V154H253ZM66 153H69V152H66ZM70 153H72L71 151H70ZM127 153V154H126ZM150 153V152H149ZM155 153H157V151L155 152ZM162 153H164V152H162ZM131 154V153H130ZM130 154H129V156H130ZM177 154V153H176ZM175 154V155H176ZM179 154V153H178ZM177 154V156L176 157H174L176 160H174V162H176V164L179 162H182V158L183 157H181V155H178ZM181 154H183V153H181ZM197 154H199V152L197 153ZM202 154V153H201ZM59 155H61V154H59ZM66 155V154H65ZM72 155V154H71ZM76 155H77V158H75L76 157ZM76 155H74L73 156V158H75V165H77V166H79V167H81L82 165H85L86 164V168L88 169H86L85 167V169L87 170V171H93V170H95V171H98V170H100L99 168H98V170H97V166L99 165L98 164V162L100 161L99 159H98V157H97V159L96 158H91V160L92 161H94L92 164H91V160L89 161L88 160V156L86 157V155L84 154V155H82V154H76ZM78 155H79V157H78ZM88 155V154H87ZM132 155V154H131ZM146 155H149V154H146ZM156 155H159V154H156ZM184 156H187V155H185V153L183 154ZM54 156V155H53ZM91 156V155H90ZM89 156V157H90ZM128 156V157H129ZM133 156V155H132ZM150 156V155H149ZM154 156L155 155H151L150 157H151V159H153L154 158ZM160 156H162V155H160ZM172 156H174V155H172ZM193 156V155H192ZM194 156H198V155H194ZM206 156H208V157H206ZM9 156L7 155V157L5 158V159H11V158H8ZM18 157V156H17ZM39 157V156H38ZM54 157H57V156H54ZM70 157V156H69ZM159 157V156H158ZM157 157V158H158ZM188 157V158H187ZM186 157V159H188V160H185V161H189L190 159L191 160H193L192 158L193 157H191L190 158V156H187ZM202 157H206V158H204V159H201ZM239 157V158H238ZM35 158V157H34ZM33 158V159H34ZM53 158V157H52ZM66 158H68V157H66ZM132 158V157H131ZM146 158H149V157H146ZM145 158V159H146ZM196 158L197 157H195V159H194V161L196 160ZM199 158V157H198ZM13 159V158H12ZM69 159V158H68ZM70 159H71V161H73V159H72V157H70ZM69 159V160H70ZM93 159H95V160H93ZM126 159H127V157H126ZM144 159V160H145ZM150 159V160H151ZM155 159V158H154ZM52 160V159H51ZM131 160H133V159H131ZM155 160H157V159H155ZM190 160V161H191ZM1 161V160H0ZM9 161V160H8ZM7 161V163L9 164V162ZM32 161V160H31ZM38 161H40V160H38ZM37 161V164H41V162L39 163ZM55 161H57V158L55 159ZM107 161V162H106ZM148 161H149V159H148ZM158 161V160H157ZM168 161H169V159H168ZM185 161L184 162H182V163H180L181 165H185L186 167H187V165H186V163L187 164H189V163H191L192 164V162H194V161H191V162H186L185 163ZM11 163H12V161H10ZM90 162V164L89 165H87V163H89ZM152 162H154V160H152ZM162 162V161H161ZM173 162V163H174ZM255 162V163H254ZM14 163V162H13ZM32 163H34V161L32 162ZM36 163V162H35ZM34 163V164H35ZM52 163V162H51ZM73 163V162H72ZM102 163L104 164V162L102 161L101 162V164L100 165H102ZM148 163H150V162H148ZM183 163H185V164H183ZM195 163V162H194ZM254 163V164H253ZM6 165L7 167V169H10L11 167V165L9 166V165ZM54 164V163H53ZM53 164H51V165H53ZM57 164V163H56ZM95 164L97 165V166H95ZM152 164V163H151ZM154 164V163H153ZM175 164V163H174ZM200 164H201V167H200ZM250 164H253L252 165V167H251V169H255V171L253 172V171H250L251 169H249L250 168ZM18 165V166H17ZM22 165V164H21ZM32 166H35V165H33V164H31ZM92 165H94V167H92ZM129 165V164H128ZM157 165H159V164H157ZM157 165H156V167H157ZM192 165H194V164H192ZM191 165V166H192ZM257 165V164H256ZM8 166L10 167V168H8ZM23 166V165H22ZM25 166L26 165H24V168H25ZM77 166L75 167V168H77ZM104 166V165H103ZM121 166H123V165H121ZM120 166V167H121ZM125 166V165H124ZM149 166V165H148ZM174 166V165H173ZM172 166V167H173ZM179 166V165H178ZM189 166H190V164H189ZM190 166V167H191ZM16 167H14L13 169H15ZM52 167V166H51ZM53 167H55V166H53ZM107 167V166H106ZM105 167V168H106ZM118 166L116 165V168H117ZM119 167V168H120ZM126 167V166H125ZM175 168H177L176 166H174ZM184 167V166H183ZM257 167V166H256ZM259 167V166H258ZM257 167V168H258ZM18 168H16L17 170H18ZM27 168H29V166L27 167ZM35 168H36V166H35ZM72 168H73V166H72ZM82 168V167H81ZM83 168V169H84ZM104 167H102V169H103ZM104 168V169H105ZM119 168H117L116 170H118ZM150 168H153V167H150ZM192 168H196L195 166H192ZM191 168V169H192ZM202 168V169H201ZM12 169V170H13ZM15 169V170H16ZM71 169V168H70ZM78 169V171H79V168H77ZM114 169V168H113ZM121 169H123V167H121ZM178 170H180L179 169V167L177 168ZM183 169V168H182ZM194 169H192V170H194ZM14 170V171H15ZM26 170H28V169H26ZM33 170V169H32ZM31 170V171H32ZM39 170V169H38ZM120 170V169H119ZM171 170L173 171V170H176V169H173V168H171ZM191 170V172L192 173H194V174H196L197 173V171H192ZM203 170V171H202ZM207 171V172H205V171ZM21 172H19V173H22V170H20ZM34 171V170H33ZM37 171V170H36ZM35 171V172H36ZM69 171H72V170H69ZM74 171V170H73ZM81 171V170H80ZM84 171V170H83ZM122 171V170H121ZM148 171H149V169H148ZM153 171V170H152ZM263 172L264 173V165L262 166V169H259L258 170V172ZM24 172V171H23ZM27 172V171H26ZM28 172H30V171H28ZM42 172V171H41ZM150 172V171H149ZM174 172H176V171H174ZM250 172H253L255 175L253 176V178H251L252 176V174L250 173ZM257 172V173H258ZM19 173H18V175H19ZM78 173V172H77ZM86 173V172H85ZM93 174H94V171L92 172ZM92 173H90L91 175H93ZM152 173V172H151ZM168 173H169V171H168ZM170 173H173V172H170ZM176 173H178V171L176 172ZM2 174V173H1ZM25 174H28V173H25ZM33 174V173H32ZM84 174V173H83ZM89 173H87V175H88ZM97 174V173H96ZM95 174V175H96ZM260 174H262V173H259L258 175H260ZM7 175V174H6ZM29 175V174H28ZM35 175V174H34ZM43 175V174H42ZM84 175H86V174H84ZM86 175V176H87ZM94 175V176H95ZM167 175H169V174H167ZM264 175V174H263ZM263 175H262V177H263ZM4 176H5V174H4ZM21 176V175H20ZM30 176V175H29ZM36 176V175H35ZM34 176V177H35ZM202 176V175H201ZM205 177H206V175H204ZM203 176V177H204ZM220 176V177H219ZM224 176V175H223ZM226 176V175H225ZM251 176V177H250ZM1 177H3V176H1ZM0 177V178H1ZM12 177V176H11ZM25 177V176H24ZM27 177V176H26ZM34 177H32L33 178V181L32 182H34V181H36V180H38L39 178L38 177H40V175L38 176V177H36V178H38V179H36L35 180V178ZM96 177V176H95ZM191 177H193V175H191ZM197 177V176H196ZM259 179H257L256 180V184H260L259 186H262L261 184H263V186H264V177H263V181H262V178H260L261 177V175H260V177L259 176H257ZM23 178V177H22ZM30 178V177H29ZM31 178V179H32ZM45 178V177H44ZM85 178V177H84ZM126 178V177H125ZM227 179H229L228 177H226ZM3 179H5V180H7V181H9L8 179H6V178H4L3 177ZM28 179V178H27ZM26 178H25V180H27ZM41 179V178H40ZM127 179V178H126ZM125 179V180H126ZM253 179V180H252ZM5 180H2L1 181V183L4 181L5 183H7ZM14 180V179H13ZM30 180V179H29ZM84 180V179H83ZM88 180V179H87ZM87 180H85V181H87ZM124 180V181H125ZM204 180V179H203ZM252 180L253 181V184H251L250 183V181ZM48 181V180H47ZM123 181V180H122ZM123 181V182H124ZM185 181V180H184ZM199 181V180H198ZM208 181V180H207ZM207 181H205L206 183H207ZM260 181H262L261 183H260ZM11 182H13L12 180H11ZM82 182V181H81ZM116 182V181H115ZM200 182V181H199ZM205 182H204V184H205ZM228 182V183H229ZM258 182V183H257ZM9 183L10 182H8V184H7V186L3 183V185H5L6 187H8V185H9ZM35 183V182H34ZM33 183V184H34ZM42 183H43V180H42ZM121 183V182H120ZM159 183V182H158ZM193 183V182H192ZM201 183V186H203V184H202V182H200ZM217 183H219V184H217ZM237 183V184H236ZM14 184V183H13ZM39 184H40V182H39ZM46 184H48V183H46ZM46 184H45V186H46ZM86 184H89V183H87L86 182ZM123 184V183H122ZM125 184V183H124ZM127 184H128V182H127ZM156 184H157V182H156ZM207 184V185H208ZM217 184V186H215ZM255 184V185H256ZM1 185V184H0ZM2 185V186H3ZM11 185V184H10ZM10 185H9V187H10ZM15 185V184H14ZM13 185V186H14ZM32 185V184H31ZM37 185V184H36ZM84 185V184H83ZM91 185V184H90ZM98 185V184H97ZM116 185H119V184H117L116 183ZM115 185V186H116ZM129 185H131V184H129ZM155 185V184H154ZM161 185V184H160ZM187 185V184H186ZM197 185H199L198 187H200V184H197ZM230 185V186H229ZM4 186V189H6V187ZM33 186H35V185H33ZM38 186V185H37ZM43 186V184L41 185V187ZM82 186V185H81ZM93 185H91V187H92ZM112 186V185H111ZM121 186V185H120ZM127 186V185H126ZM157 186H159V185H157ZM156 186V187H157ZM173 186V185H172ZM171 186V187H172ZM205 186H206V184H205ZM12 187V186H11ZM36 187V186H35ZM39 187V186H38ZM89 187V186H88ZM113 187H114V184H113ZM117 187V186H116ZM122 187V186H121ZM137 188L139 187V186H136ZM151 186H149V189H147L146 187L144 188V189H147V190H151V188H150ZM155 187V188H156ZM160 187H162V186H160ZM159 187V188H160ZM204 187V186H203ZM208 187V186H207ZM210 187V186H209ZM208 187V188H209ZM213 187H210V189L211 188H213ZM229 187H232V188H229ZM233 187H235V188H233ZM241 187H240V189H241ZM257 186H255L253 189H257L256 188ZM0 188H1V186H0ZM17 188V187H16ZM33 188V187H32ZM31 188V189H32ZM45 188V187H44ZM93 188H95V186L93 187ZM93 188H91V190H94ZM102 188V187H101ZM118 188V187H117ZM134 188V187H133ZM137 188H135V189H133V190H137ZM141 188H143V187H141ZM153 188V187H152ZM164 187H162V189H163ZM170 188V187H169ZM217 188V189H218ZM251 188V187H250ZM249 188V189H250ZM258 188H261V187H258ZM1 189H3V187L1 188ZM0 189V191H3L2 193H4L3 195H5V192H7L8 190L7 189H9V188H7L6 189V191L4 192V189L3 190H1ZM13 189V187L10 189V190H12ZM15 189V188H14ZM13 189V190H14ZM26 189V188H25ZM29 189H30V187H29ZM34 189V188H33ZM39 189V188H38ZM42 189V188H41ZM76 190H78L77 188H75ZM110 189H112V188H110ZM120 188H118L117 190H119ZM129 189V188H128ZM143 189V190H144ZM161 189V190H162ZM165 189V188H164ZM197 189V188H196ZM214 189V188H213ZM216 189V190H217ZM239 189V188H238ZM249 189H248V191H249ZM74 190V189H73ZM98 190H100V188L98 189ZM125 190H127V189H124L123 191H122V189H121V191L122 192H124ZM129 190H131V189H129ZM128 190V191H129ZM132 190V191H133ZM139 190H141V189H139ZM143 190H141V191H143ZM156 190H158V189H156ZM198 190V189H197ZM200 190H201V188H200ZM203 190V193H205L204 192V189H202ZM201 190V191H202ZM208 190V189H207ZM207 190H206V192H207ZM212 190V189H211ZM210 190V191H211ZM220 190V189H219ZM257 190H260V189H257ZM257 190H255V192H252V191H254V190H250L251 191V193L252 194H254V193H256V191ZM263 191H257L258 193L260 192V193H262V192H264V189H262ZM15 192H17L18 191V189H17V191L16 190H14ZM12 192V191H10V192H12V193H10L11 195H14L13 193H15V192ZM37 191H40V190H37ZM36 190H34V192H37ZM145 191V190H144ZM152 191V190H151ZM200 191V192H201ZM209 191V190H208ZM221 191V193H219V194H222L223 192V190H220ZM238 190H236V192H237ZM241 191H243L242 189H241ZM9 192V191H8ZM19 192V191H18ZM25 192H27V191H25ZM28 192H29V190H28ZM31 192H33V191H31ZM97 192V191H96ZM104 192H106L105 190H104ZM126 192V191H125ZM124 192V193H125ZM129 192H131V191H129ZM138 192H140V191H138ZM216 192V191H215ZM22 193H24V192H22L21 191V193L19 192V194H21L22 195ZM94 193H95V190H94ZM146 193H147V191H146ZM152 193H153V191H152ZM152 193H148L149 194V197H151L150 195L152 194ZM155 194H156V192H154ZM197 193H199V191L197 192ZM202 193V192H201ZM200 193V194H201ZM217 193V192H216ZM231 193L229 194L228 193V195H224V196H226L225 198H228V197H230L229 195H231ZM238 193V192H237ZM236 193V194H237ZM247 193V192H246ZM251 193H249V195L251 194ZM259 193V194H260ZM9 194V193H8ZM27 194V193H26ZM26 194H23V195H25L26 196ZM28 194H31V193H28ZM101 194H103V193H101ZM119 194H121V192H119ZM127 195H129L128 197L130 198H132V197H135V195H137V194H135L134 193V195L133 196H130V195H132L131 193L130 194H128V193H126ZM142 194H144V193H142ZM147 194V195H148ZM207 194H209L208 192H207ZM218 194V193H217ZM236 194H234V195H236ZM241 194H243V193H241ZM248 194V193H247ZM252 194H251V196H252ZM258 194V195H259ZM15 195H18V193H16ZM13 196V200H12V202L14 201V198H18V197H16V196ZM21 195H20V197H21ZM23 195H22V197H23ZM104 195H106V194H104ZM123 195V194H122ZM196 195V194H195ZM204 195V194H203ZM211 195H213V196H211L212 198L213 197H215L214 196V194H211ZM240 195V194H239ZM249 195H247V197H251V196H249ZM6 196H10V195H7V193H6ZM24 196V197H25ZM152 196H153V194H152ZM156 196H157V194H156ZM194 196V195H193ZM206 196V195H205ZM208 196V195H207ZM218 196H220V195H218ZM217 196V197H218ZM233 196V195H232ZM245 196H246V194H245ZM262 196L264 197V194H262ZM5 197V196H4ZM3 197V198H4ZM11 197V196H10ZM19 197V198H20ZM22 197L20 198V199H22ZM39 197H40V195H39ZM46 197V196H45ZM102 197V196H101ZM104 197V196H103ZM124 197H125V195H124ZM137 197H139V196H137ZM155 197V196H154ZM158 197H160L161 198V195L159 196V194H158ZM197 197V196H196ZM201 197V196H200ZM222 197V196H221ZM234 197V196H233ZM236 197H239V196H237L236 195ZM235 197V198H236ZM255 196L253 195L252 196V198H254ZM3 198H1V194H0V199L2 200V202H0V204L1 203H4V200H9V198H7V197H5V198H7V199H3ZM35 198V197H34ZM92 198V197H91ZM122 199H124L123 197H121ZM136 198V197H135ZM144 198H145V196H144ZM144 198H143V200H144ZM148 198V197H147ZM201 198H203V197H201ZM219 198V197H218ZM224 197H223V199H225ZM232 198V197H231ZM241 198H243V197H241ZM246 198V197H245ZM260 198V197H259ZM11 199H12V197H11ZM11 199H10V201H11ZM15 199V200H16ZM23 199H25V198H23ZM27 199H29V198H27ZM35 199H37V198H35ZM93 199V198H92ZM95 199V198H94ZM126 199V198H125ZM124 199V200H125ZM137 199H140V198H137ZM149 199V198H148ZM152 199V198H151ZM195 199V198H194ZM197 199V198H196ZM200 199V198H199ZM211 199V198H210ZM220 199V198H219ZM249 199V198H248ZM261 199V198H260ZM262 199H264V198H262ZM261 199V200H262ZM0 200V201H1ZM40 200H42V197L40 198ZM46 200V199H45ZM45 200H43L44 202H45ZM91 200V199H90ZM89 200V201H90ZM124 200H122V201H124ZM127 200V199H126ZM125 200V201H126ZM129 200V199H128ZM127 200V201H128ZM130 200H133V199H130ZM157 200H159V199H157ZM216 200H217V198H216ZM226 200V199H225ZM243 200H244V198H243ZM17 201H19V199L17 200ZM16 201V202H17ZM29 201V200H28ZM48 201H49V199H48ZM146 201V200H145ZM156 201V200H155ZM205 201H208V202H210V200L208 199V200H205ZM205 201H203V203H205ZM213 201V200H212ZM221 201H224V200H221ZM235 201V200H234ZM250 201V200H249ZM251 201H254L253 199H251ZM255 201H257V199H255ZM263 201V200H262ZM5 202H8V203H10L9 201H5ZM16 202H13V203H15L16 204ZM23 203H24V201H22ZM26 202L27 201H25V203H24V205L26 206H28V204H26ZM32 202H33V200H32ZM37 202V201H36ZM40 202H42V201H40ZM43 202V203H44ZM135 202V201H134ZM132 203V204H134V205H136L137 203ZM137 202H139V201H137ZM143 203H145L144 201H142ZM150 202H152V203H156V202H158V201H156V202H154V201H150ZM149 202V203H150ZM190 202H191V200H190ZM193 202V201H192ZM197 202H198V200H197ZM197 202H194V203H197ZM202 202V201H201ZM208 202H206V203H208ZM214 202V201H213ZM219 202V201H218ZM226 201H224V203H225ZM233 202V201H232ZM231 202V203H232ZM11 204L13 207H15L14 206V204ZM33 203H35V202H33ZM29 204L30 206H32V205H34V204ZM47 203V202H46ZM125 203H127V202H125ZM124 203V204H125ZM142 203V205L141 204H139V205H141V206H143L144 204ZM148 203V204H149ZM187 203H189V201L187 202ZM194 203H193V205H194ZM220 203V202H219ZM218 203V204H219ZM227 203H229V202H227ZM244 203V202H243ZM38 204V203H37ZM41 203H39V205H40ZM51 204V203H50ZM49 204V205H50ZM130 204V203H129ZM147 204V205H148ZM233 204V203H232ZM235 204V203H234ZM3 205L4 204H2V207H3ZM5 205H7V204H5ZM18 205H19V203H18ZM45 206H47L46 204H44ZM52 205V204H51ZM131 205V204H130ZM151 204H149V206H150ZM198 205V204H197ZM203 205V204H202ZM201 205V206H202ZM206 205V204H205ZM205 205H203V206H205ZM208 205V204H207ZM209 205H211V204H209ZM222 205V204H221ZM224 205H226V204H224ZM223 205V206H224ZM257 205V204H256ZM260 205H262L261 204V201H260ZM11 206V207H12ZM21 206L22 205H20V206H16L17 208L19 207V208H21ZM55 206V205H54ZM126 206H127V204H126ZM140 206V207H141ZM186 206H188L187 204H186ZM228 206V205H227ZM232 206H235V205H232ZM243 206V205H242ZM242 206L240 205V207L242 208ZM9 207V206H8ZM16 207L14 208L15 210H16ZM129 208H130V206H128ZM135 207V206H134ZM134 207H132V209L134 208ZM151 207H153V206H151ZM151 207H148V208H150L149 210H151ZM198 207L199 208H202V207H200L199 205H198ZM209 208H210V206H208ZM216 207V206H215ZM220 207H222V206H220ZM225 207V206H224ZM229 207V206H228ZM228 207H226V208H228ZM236 207V206H235ZM256 207H258L259 208V205H257ZM264 207V206H263ZM1 208V207H0ZM6 208V207H5ZM4 208V209H5ZM29 207H27V209H28ZM49 209L51 208V207H48ZM129 208H128V210H129ZM145 208V207H144ZM147 208V207H146ZM163 208V207H162ZM191 208V207H190ZM204 208V207H203ZM231 208H233V207H231ZM237 208V207H236ZM7 209V208H6ZM23 209V208H22ZM24 209H26V208H24ZM30 209H32V208H30ZM46 209H47V207H46ZM113 208H111V210H112ZM115 209V208H114ZM138 209V208H137ZM164 209V208H163ZM187 208H185V209H183L182 211L184 212L185 210H186ZM208 209V208H207ZM212 209V208H211ZM215 209H217V208H215ZM255 209V208H254ZM1 210V209H0ZM3 210V209H2ZM13 210V209H12ZM33 210V209H32ZM34 210L35 211H33L34 213H37L36 215L35 214H33L32 213V215H35V218H36V216L38 215V212H39V210H38V212H36V210L37 209H35L34 208ZM51 211V213L53 212L52 211V208L50 209ZM116 210V209H115ZM114 210V211H115ZM119 210H121V209H119ZM130 210H131V208H130ZM139 210V209H138ZM142 211H143V209H141ZM149 210H147V211H149ZM188 210H191L192 211V209H188ZM193 210H194V208H193ZM201 210V209H200ZM200 210H197V211H199V213L198 214H201L200 213ZM204 210H205V208H204ZM208 210H210V209H208ZM233 210H234V208H233ZM239 210V209H238ZM242 210V209H241ZM5 211V210H4ZM8 211H11V209H9L8 208ZM47 211H48V209H47ZM133 211V210H132ZM131 211V212H132ZM153 211H155V210H153ZM153 211H151V213L153 212ZM182 211H181V213H182ZM213 210H211V211H209V212H212ZM221 211V210H220ZM236 211V210H235ZM245 211V210H244ZM257 211H260V209L259 210H257ZM256 211V212H257ZM14 212V211H13ZM19 212H21V213H23V210L22 211H20L19 210ZM41 212V211H40ZM39 212V213H40ZM112 212V211H111ZM140 212V211H139ZM144 212V211H143ZM177 211L175 210V213H176ZM189 212V211H188ZM207 212V211H206ZM214 212V211H213ZM215 212H217V211H215ZM238 212V211H237ZM236 212V213H237ZM247 211H245V213H246ZM249 212V211H248ZM263 211H261V215L262 214H264V213H262ZM1 213V212H0ZM3 213V212H2ZM6 213V211L4 212V214ZM14 213H16V212H14ZM13 213V214H14ZM28 213H31V212H28ZM44 213H45V211H44ZM47 213V212H46ZM50 213V214H51ZM127 213V212H126ZM130 213V212H129ZM128 213V214H129ZM146 213V212H145ZM149 213V212H148ZM147 213V214H148ZM150 213V214H151ZM174 213V210H173V212H172V214ZM178 213V212H177ZM180 213V212H179ZM218 213V212H217ZM258 213H260V212H258ZM3 214V215H4ZM12 214V213H11ZM143 214V213H142ZM159 214V213H158ZM157 214V215H158ZM172 214H170V215H172ZM184 215H185V212L183 213ZM182 214V215H183ZM187 214V213H186ZM207 213H205V215H206ZM213 214V213H212ZM230 214V213H229ZM234 215H235V213H233ZM237 214H239V213H237ZM242 214V213H241ZM249 215H250V213H248ZM252 214H255V213H252ZM257 214V213H256ZM19 215H20V213H19ZM24 215L25 216H28V218H32V217H30L29 215H27L26 214V210L24 211ZM24 215H22V216H24ZM31 215V214H30ZM31 215V216H32ZM44 215V217H45V215L46 214H43ZM141 215V214H140ZM153 215H154V213H153ZM161 215V214H160ZM163 215V214H162ZM161 215V216H162ZM175 214H173L172 216H174ZM182 215H180V217L179 218H184V217H181ZM189 215V214H188ZM190 215H192V214H190ZM203 215V214H202ZM224 215V214H223ZM261 215H259V218L261 217ZM5 217H6V215H4ZM22 216H20L19 218H21ZM56 216V215H55ZM144 217H145V215H143ZM177 217H178V215H176ZM195 216H197V215H195ZM195 216H193V217H195ZM209 216V215H208ZM212 215H210L209 217H211ZM231 216V215H230ZM244 216H247V215H245L244 214ZM256 216V215H255ZM15 217V216H14ZM13 217V218H14ZM38 217V216H37ZM42 217V216H41ZM40 217V218H41ZM49 217V215L47 216V218ZM126 217H128V215L126 216ZM144 217H142V218H144ZM149 218H150V215L148 216ZM153 217V216H152ZM177 217H175V218H177ZM190 217H192V216H190ZM209 217H207V219L209 218ZM219 217H222V216H219ZM224 217V216H223ZM226 217V216H225ZM229 217V216H228ZM238 217V216H237ZM250 217V216H249ZM262 217H264V215H262ZM8 218H10V214H9V216H8ZM7 218V219H8ZM17 218V217H16ZM24 218H26V217H24ZM34 218V217H33ZM34 218V219H35ZM50 218H51V215H50ZM50 218H48L49 220H50ZM55 219H57L56 217H54ZM141 218V219H142ZM145 218H147V217H145ZM148 218V219H149ZM155 218H160V217H155ZM154 218V219H155ZM171 217H169L168 218V220L169 221H171L172 219H170ZM199 217L197 216V218H195V219H198ZM200 218H201V216H200ZM202 218H204V217H202ZM211 218H213V217H211ZM210 218V219H211ZM217 217L215 216V220H218L219 221V219L217 218ZM234 218H236L235 216H234ZM243 218H245V217H243ZM251 218H252V216H251ZM250 218V219H251ZM2 218H0V220H1ZM6 219V220H7ZM10 219H12V218H10ZM15 219V218H14ZM42 219V218H41ZM45 220H44V223H43V226H44V224H46L48 221H47V219L46 218H44ZM151 219V218H150ZM174 219V218H173ZM186 219V218H185ZM187 219H189V218H187ZM194 218H192V220H193ZM205 219H206V216H205ZM230 219H231V217H230ZM257 219V218H256ZM256 219H253V220H256ZM4 220V219H3ZM16 220V219H15ZM14 220V221H15ZM29 220H31V219H29ZM38 220V219H37ZM145 220V219H144ZM153 220V219H152ZM176 220V219H175ZM182 220V219H181ZM181 220H179L177 223H179V222H181ZM184 220V219H183ZM191 220V219H190ZM200 220H202V221H204L205 222V220H203V219H200ZM212 220V219H211ZM246 220H247V218H245V222H246ZM252 220V221H253ZM261 220V219H260ZM259 220V221H260ZM263 220V219H262ZM19 221V220H18ZM22 221H24V220H22ZM22 221H21V223H22ZM41 221V220H40ZM45 221H47L46 223H45ZM55 221V220H54ZM186 221V220H185ZM223 221H225V220H223ZM227 221H229V220H227ZM226 221V223H228ZM232 221H234V220H232ZM242 221V220H241ZM257 221V220H256ZM5 222V221H4ZM8 222V221H7ZM13 222V221H12ZM16 222H17V220H16ZM20 222V221H19ZM26 222V221H25ZM49 222H51V220L49 221ZM48 222V223H49ZM53 222V221H52ZM174 222V221H173ZM184 222V221H183ZM207 222V221H206ZM205 222V223H206ZM208 222H210L209 220H208ZM207 222V223H208ZM221 222V221H220ZM219 222V223H220ZM230 222V221H229ZM248 223H249V221H247ZM247 222H246V224H247ZM1 223V222H0ZM14 223V222H13ZM33 223V222H32ZM42 223V222H41ZM48 223H47V225H45V227L47 226V228H48V230H45L46 231V233L45 234H47L48 236L50 235L49 233V229L51 230V232H52V228H49V226H48ZM55 223V222H54ZM54 223H50V224H54ZM95 223H97V222H95ZM94 223V224H95ZM99 223V222H98ZM172 223V222H171ZM233 223V222H232ZM3 224V223H2ZM18 224V223H17ZM37 224H39V223H37ZM174 224H176V223H174ZM229 224V223H228ZM230 224H231V222H230ZM234 224V223H233ZM232 224V225H233ZM250 224L251 225H253L254 224V222H250ZM264 224V223H263ZM4 225H5V223H4ZM10 225V224H9ZM9 225H6V226H9ZM14 225V224H13ZM33 225H34V223H33ZM180 225H181V223H180ZM206 225V224H205ZM221 225V224H220ZM241 225H243V224H241ZM248 226H249V224H247ZM257 225H258V223H257ZM256 225V226H257ZM6 226H4V228L6 227ZM12 226V225H11ZM41 225H39V227H40ZM171 226V225H170ZM173 226H175V225H173ZM173 226H171V227H173ZM235 226H236V224H235ZM253 226H255V225H253ZM260 226V225H259ZM263 225H261V227H262ZM12 227H14V229H16L15 228V226H12ZM11 227V228H12ZM19 227H20V224H19ZM23 227H25V226H22V228ZM26 227H29L28 225L26 226ZM31 227V226H30ZM29 227V228H30ZM36 227V225L34 226V228ZM50 227H51V225H50ZM96 227H99V226H96ZM95 227V228H96ZM168 227V226H167ZM206 227H207V225H206ZM231 227V226H230ZM243 226H241V228H242ZM244 227H246L247 228V230H248V228H250V227H247V226H244ZM264 227V226H263ZM262 227V228H263ZM3 228V229H4ZM32 228V227H31ZM36 228H38V227H36ZM41 228V227H40ZM43 228V227H42ZM221 228V227H220ZM227 228V227H226ZM246 228H244V229H246ZM252 228V227H251ZM254 228V227H253ZM257 228H260V227H257ZM6 229V228H5ZM28 229V228H27ZM173 229V228H172ZM219 229V228H218ZM222 229V228H221ZM229 229V228H228ZM235 229H237V227L235 228ZM244 229H242V236H243V234L245 233V232H243L244 231ZM255 229V231L256 232H258V229L256 230V228H254ZM254 229H252V230H254ZM0 230H2V229H0ZM17 230V229H16ZM25 230H26V228H25ZM33 230V229H32ZM37 230V229H36ZM167 230V229H166ZM175 230H177V229H175ZM260 231H262V232H264L263 230H261V229H259ZM7 231V230H6ZM18 231V230H17ZM23 231V230H22ZM21 231V232H22ZM27 231V230H26ZM28 231H31L30 229H28ZM39 229H38V233H39ZM44 231V230H43ZM169 230H167V233H166V236H165V234L164 233H162V234H164L162 237H165L164 238V240L163 239H161L160 241H161V243L159 242V244L157 243V241L160 239V238H162V237H160L158 240H157V238H156V242H154L155 240H154V238H153V242L154 243H156V244H158L156 247H158L157 249H159V250H155V251H160V252H152V253H154L155 255H163L162 257L163 258H165L164 257V254H161V252H164V251H166V250H168V251H166L167 252V254L168 253H170V252H173L172 251V249L174 250V249H177V246H178V239H180V238H177V237H175L172 233L174 232H168ZM231 231H234V230H231ZM241 231V230H240ZM259 231V232H260ZM4 232V231H3ZM16 232V231H15ZM21 232H19L20 234H21ZM34 232V231H33ZM49 232V233H48ZM53 232H54V230H53ZM95 232H96V230H95ZM121 232H122V230H121ZM128 232V231H127ZM164 232H166V231H164ZM249 232V231H248ZM256 232H250V234L252 233V235L254 234V233H256ZM18 232H17V234H19ZM26 233V232H25ZM36 233V231L34 232V234ZM42 233V232H41ZM40 233V234H41ZM57 233H59V232H57ZM120 233V232H119ZM129 233V232H128ZM235 233V232H234ZM261 233V232H260ZM3 234V233H2ZM16 234V235H17ZM26 234H30L29 232L28 233H26ZM43 234V233H42ZM61 234V233H60ZM240 233H238V235H239ZM11 235V234H10ZM22 235H24V234H22ZM33 235V234H32ZM122 235V234H121ZM128 234L127 233H123V235L121 236V238L120 239H118V237L116 238L119 242H116V244H114L113 243V240L112 239H107V240H109V241H111L112 240V244H114V248L115 249H113L112 247V250H115L114 252H118V251H123V248L125 249V246H127L128 247V244H130L129 242L131 241V242H133V240L131 239V237L130 236H127ZM231 235H233V234H231ZM231 235H230V237H231ZM246 235H249V234H246ZM256 235V234H255ZM1 236V235H0ZM6 236V235H5ZM4 236V237H5ZM8 236V235H7ZM20 235H18V236H16L15 238H17V237H19ZM26 236V235H25ZM35 236H36V234H35ZM40 236H42V235H40ZM50 236H52V235H50ZM54 236L56 237V234H54ZM53 236V237H54ZM62 236H64L63 234H62ZM108 236V235H107ZM107 236H106V238H107ZM133 236V235H132ZM227 236H229V235H227ZM2 237V236H1ZM14 237V236H13ZM21 237H24V236H21ZM32 237V236H31ZM30 237V238H31ZM44 237H46L45 235H44ZM60 238L61 237V235L60 236H57L56 238ZM95 237H96V235H95ZM108 237H111V236H108ZM130 237V238H129ZM159 237V236H158ZM229 237V238H230ZM234 237H236L235 235L233 236V239H234ZM241 237V236H240ZM243 237H245V236H243ZM243 237H241V238H243ZM247 237V236H246ZM249 237H251V235L249 236ZM12 237H10V239H11ZM39 238V237H38ZM37 237H35V238H33V240L34 239H38ZM40 238H42V237H40ZM56 238H53V239H56ZM64 238V237H63ZM105 238V237H104ZM238 238V237H237ZM236 238V239H237ZM18 239H20V243L22 242V243H24L23 241L24 240H21V238H18ZM23 239H25V238H23ZM26 239H27V236H26ZM32 239V238H31ZM48 239V238H47ZM50 239V238H49ZM48 239V240H49ZM52 239V241L54 242V240ZM115 239V238H114ZM131 239V240H130ZM135 239V238H134ZM239 239V238H238ZM13 240H15V239H12L11 241L13 242ZM45 240H46V238H45ZM51 240V239H50ZM63 240V239H62ZM64 240H67V239H64ZM105 240V239H104ZM137 240V239H136ZM134 241V242H137V241ZM228 240H231V241H233L232 239H228ZM240 240H242V239H240ZM16 241V243H17V239L15 240ZM26 241H28V239L26 240ZM31 241V240H30ZM35 241V240H34ZM34 241H31V242H34ZM39 241V240H38ZM91 241H93V240H91ZM96 241V240H95ZM1 242V241H0ZM19 242H18V245H19ZM29 242V241H28ZM35 242H37V241H35ZM35 242H34V244H35ZM42 243H43V241H41ZM40 241L39 242H37L38 244H40L41 243ZM62 243H63V241H61ZM61 242H59V243H61ZM66 242H68V241H65V243H63V245L64 244H66L67 245V243ZM115 242V241H114ZM152 242V243H153ZM236 242V241H235ZM2 243H4V241L2 242ZM15 243V242H14ZM27 243V242H26ZM41 243V244H42ZM45 243V242H44ZM47 243V242H46ZM58 242H56V245H58L57 244ZM179 243H180V240H179ZM238 243V242H237ZM30 244V243H29ZM28 244V245H29ZM37 244V245H38ZM47 244H49V243H47ZM52 244H54V243H52ZM110 244V242L108 243V247L110 246L109 245ZM155 244V245H156ZM181 244V243H180ZM179 244V245H180ZM31 245V244H30ZM36 244L33 246V247H35V246H37ZM44 245V244H43ZM56 245H53V246H56ZM153 245V244H152ZM5 246V245H4ZM23 246H25V245H23ZM49 246H51V244H49ZM52 246V247H53ZM61 246H62V244H61ZM65 246V245H64ZM15 247H16V245H15ZM22 247V246H21ZM30 247V246H29ZM32 247V246H31ZM41 247V246H40ZM39 247V248H40ZM44 247V246H43ZM43 247H41V249L43 248ZM58 247H60L59 245H58ZM67 247V246H66ZM106 248V249H109V248ZM131 247V246H130ZM132 247H133V245H132ZM182 247V246H181ZM180 247V248H181ZM26 248V247H25ZM24 248V249H25ZM36 248H38V246L37 247H35L34 249L36 250ZM38 248V249H39ZM56 248V247H55ZM54 248V249H55ZM64 247H61L60 249H63ZM69 248V247H68ZM153 248H155V247H152L151 249H153ZM179 248V246H178V250L180 249ZM184 248V247H183ZM3 249V248H2ZM17 249H19V247L17 248ZM23 249V248H22ZM50 249H51V247H50ZM49 249V250H50ZM57 249V248H56ZM59 249V248H58ZM65 249V248H64ZM116 249H119L118 251H116ZM120 249H122V250H120ZM132 249H135V247L134 248H131V251H133ZM145 249V248H144ZM149 249V248H148ZM147 249V250H148ZM186 249V248H185ZM26 250V249H25ZM29 250V249H28ZM28 250H26V251H28ZM32 250V249H31ZM49 250H46V251H49ZM69 250H71V248L70 249H68V251ZM112 250H109V251H111L112 252ZM125 250H127V249H125ZM129 251H130V249H128ZM169 250H170V252H169ZM178 250H176L177 251V253H178ZM188 250V249H187ZM8 251H10L9 249H8ZM39 251H41V250H39ZM39 251H37V252H39ZM45 251V250H44ZM52 251V250H51ZM59 251V250H58ZM67 251V250H66ZM75 251V250H74ZM108 251V250H107ZM108 251V252H109ZM128 251V252H129ZM138 251V250H137ZM146 251V250H145ZM150 251H153V250H150ZM150 251H149V253H150ZM1 252V251H0ZM30 252V251H29ZM50 252V251H49ZM55 252H57V250H55ZM54 252V253H55ZM61 252V251H60ZM63 252H65V250L64 251H62V253ZM71 252V251H70ZM111 252H109V254L110 255H112V253ZM119 252V253H120ZM125 252V251H124ZM127 251L125 252L126 254H127V257H129L130 255H129V253H128ZM136 252V251H135ZM147 252V251H146ZM165 252V253H166ZM175 252V251H174ZM181 252L183 253V251L181 250ZM185 252H186V250H185ZM6 253V252H5ZM24 253V252H23ZM41 253H43V252H40V254ZM46 253V252H45ZM44 253V254H45ZM53 253V252H52ZM62 253H61V255H58V256H60L59 258L60 259H62L63 257V255L65 256V254H63L62 255ZM67 253V252H66ZM74 253V255L76 254L75 252H73ZM78 253V252H77ZM119 253H118V255H119ZM123 254V255H125L126 256V254ZM145 252H143V254H144ZM151 253V254H152ZM21 254V253H20ZM50 255V259H47V260H51L52 258H51V253H47V255ZM58 254V253H57ZM86 253H84L83 254V256L85 255ZM109 254H106V255H109ZM132 254V253H131ZM136 254V253H135ZM174 254H176V252L174 253ZM6 255H8L7 253L5 254V256ZM32 255V254H31ZM34 256H35V253L33 254ZM36 255H38V254H36ZM54 255V254H53ZM69 255V254H68ZM68 255H66V256H68ZM80 255V254H79ZM114 255V254H113ZM129 255V256H128ZM142 255V254H141ZM166 255V254H165ZM172 255V254H171ZM180 255H182V254H180ZM70 256H71V254H70ZM77 256V255H76ZM75 256V257H76ZM120 256L123 258L124 256H122L121 254H120ZM120 256H119V258H117V259H120ZM132 256V255H131ZM239 256V255H238ZM0 257H2L3 258V256H0ZM6 257H10V256H6ZM26 257H30V256H24V258H26ZM39 257V256H38ZM37 257V258H38ZM47 257V256H46ZM45 257V258H46ZM69 257V256H68ZM74 256H71V258H73ZM85 257V256H84ZM111 257H115V256H111ZM134 257V256H133ZM136 257H139L138 256V254H136ZM141 257V256H140ZM153 257V256H152ZM154 257H156V256H154ZM154 257H153V261H154ZM160 257V256H159ZM180 257V256H179ZM240 257V256H239ZM31 258H32V256H31ZM39 258H42V257H39ZM58 259V257H53V259ZM70 258V259H71ZM79 258V257H78ZM108 257H106V259H107ZM110 258V257H109ZM125 258V257H124ZM169 258V257H168ZM238 258V257H237ZM236 258V256H235V259H237ZM5 259V258H4ZM34 259H36V258H34ZM33 259V260H34ZM43 259V258H42ZM42 259L40 260L41 262H42ZM74 259V258H73ZM116 259V263H119V262H117L118 260ZM126 259H128V258H126ZM125 259V260H126ZM135 259L136 258H134V261H135ZM137 259H139V258H137ZM142 260H143V257L141 258ZM158 259V258H157ZM166 259V258H165ZM165 259H163V261L165 260ZM172 259H174V258H172ZM171 259V260H172ZM208 258H206V260H207ZM234 259V260H235ZM240 259V258H239ZM238 259V260H239ZM7 260V259H6ZM63 260V259H62ZM62 260H59L60 262H62ZM76 260V259H75ZM75 260H73V261H75ZM97 260H99V262L102 260V259H97ZM108 260V259H107ZM113 260V259H112ZM132 260V259H131ZM145 260V259H144ZM143 260V261H144ZM147 260V259H146ZM149 260H150V258H149ZM152 260V259H151ZM177 260V259H176ZM181 260V259H180ZM38 261V260H37ZM40 261H38V262H40ZM44 261V260H43ZM53 261V260H52ZM55 261V260H54ZM53 261V262H54ZM109 261H111L110 259H109ZM108 261V262H109ZM114 261H115V258H114ZM128 261V264L129 263H131V264H134V263H132L133 261H130V260H127ZM138 261V260H137ZM148 261V260H147ZM157 261H159V263L160 262H162L161 261V258H159V260H157ZM156 260H155V262L156 263H158ZM170 261V260H169ZM207 261H210V263L211 262H213L214 260L212 259V261H211V259L210 260H207ZM206 261V262H207ZM46 262V261H45ZM67 262H70V261H67ZM98 262V263H99ZM151 262V261H150ZM166 262V261H165ZM171 262V261H170ZM174 262H175V260H174ZM179 262V261H178ZM182 262V261H181ZM205 262V261H204ZM203 261H202V263H204ZM216 262V261H215ZM221 262V261H220ZM235 262H237V261H235ZM49 263V262H48ZM55 263H57L56 261H55ZM71 263V262H70ZM69 263V264H70ZM76 263V262H75ZM100 263H102V262H100ZM116 263H113V264H116ZM126 264H127V262H125ZM136 263V262H135ZM137 263H140V260H139V262H137ZM146 263V262H145ZM144 263V264H145ZM158 263V264H159ZM173 263V262H172ZM172 263H170V264H172ZM176 263V262H175ZM183 263V262H182ZM181 263V264H182ZM184 263H186L185 261H184ZM189 263H191V262H189ZM242 263V262H241ZM45 264V263H44ZM61 264V263H60ZM64 264H66V263H64ZM97 264V263H96ZM120 264H122V263H120ZM124 264V263H123ZM142 264V263H141ZM151 264H154V263H151ZM160 264H162V263H160ZM168 264V263H167ZM177 264V263H176ZM187 264H188V261H187ZM193 264V263H192ZM206 264H209L208 262L206 263ZM217 264H219V262L217 263ZM236 264H238V263H236ZM240 264V263H239Z\"/></svg>",
    "mask_w": 264,
    "mask_h": 264
}]
</instances>
